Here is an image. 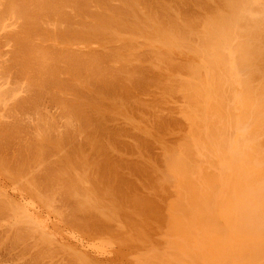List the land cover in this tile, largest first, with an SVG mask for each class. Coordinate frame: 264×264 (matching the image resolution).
Returning a JSON list of instances; mask_svg holds the SVG:
<instances>
[{"label":"rangeland","instance_id":"rangeland-1","mask_svg":"<svg viewBox=\"0 0 264 264\" xmlns=\"http://www.w3.org/2000/svg\"><path fill=\"white\" fill-rule=\"evenodd\" d=\"M8 1L9 0H0V8H1L0 9V19L2 18L0 21V71H1L0 72V95L3 92L2 94L5 95V100H6V97L8 96L7 97L8 99L6 100V105H5L4 100H3L5 107H3L2 101L0 99V106L2 104V107H0V124L1 123H2V125H3V123L5 124V126L3 125V127H2V125H0L1 126L0 127V130H1L0 131V146L2 147V148H0V156H1V158H4L2 160L0 158V198H1L0 203H2V204H0L1 205L0 206V215H1L0 216V264H264L263 263L264 262V207H263L264 206V168H262V166H264L263 165L264 164V161H263L264 160L263 159V155H264V152H263L264 151V118H262V117H264V114L260 113L261 111L262 112L264 111V109H263L264 108V105H263L264 99H262V97L264 98V87H263L264 86V78H263V76H264V72H263L264 71V59H260V58H264V51H263L264 50V40H263L264 39V27H263L264 22H263V24L261 22V21H264V0H215V1L214 0H184V1H182V0H170V1L167 0L168 2L166 0H155V3L153 2L154 0H137L136 4L138 6H136L134 9H132L129 6H126V2H128L130 0H106V1L105 0H88L87 5H88L89 9L101 12L102 17L99 16L98 18H96V17L92 18V17H90L91 15H87L86 13H83L78 8L77 9L67 8L66 12H67V15L69 16L70 23H72V26H73L72 27L69 25L70 28L64 27L63 24L62 25L57 24L55 22V19L52 18L53 16H42V17H44V18H42L40 15V16H37L36 18L32 19V23L34 25V27H33L34 33H32L30 38H29V41H32V43H33V44L31 43L32 45H35V46L41 45V46H39V48H42V50H44L43 48H45V49L50 48V49H53L54 51H57L61 54H65L66 51H69V50L76 51L77 53H79L81 51L79 54H81L83 52L87 54V59L82 60V63H81V61L76 62V64L72 63L70 61L69 62L68 61L67 62H59V63L56 62L55 67H57V68L52 69L53 70L52 71L50 68H53V67H50L47 70V72L44 70L45 68L43 69V67L37 66V64L39 65V63H36L35 60L34 61L31 60L33 63L30 61L32 64L30 62L28 63V65L26 67L27 69L25 67L20 66L17 63H14V61L12 60L13 55H14L15 50H16V46L14 43L15 41L12 39V36L13 37L14 36L20 37V35L23 36L24 33L22 31L23 29H21V28L24 26V23H23L24 20L21 18L22 16H19L17 13H13L12 11H10L11 12V14H10V12L8 10L5 11V5L4 4L6 2L8 3ZM52 1H54V0H52ZM173 1L175 4L173 3ZM178 1H181V2H178ZM185 1H186V3H185ZM188 2H189V4H187ZM183 3H184V5H183ZM200 3L202 6L200 5ZM143 4H145V5H143ZM177 4L179 6H177ZM192 4H193V6H192ZM213 4H215V5H213ZM109 5H113V6L118 5L117 7H121L123 11L121 13H116V12H114V10H112L113 8H111ZM219 5H221V6H219ZM161 6H162V9H160ZM225 6H226V8H225ZM194 7H195V9H194ZM219 7H221V8H219ZM227 7H228L229 11L227 10ZM164 8L165 9L167 8V9L164 10ZM230 8L231 9L236 8V9H234V11L231 10L232 11L231 12ZM240 8L242 10H240ZM196 9L199 12L196 11ZM237 9H238V11H237ZM73 10L76 11V13ZM203 10H204V12H203ZM218 11H219V13H218ZM239 11H240V14L238 13ZM246 11H251V12H248V14H246L248 17L250 16L249 13H251V16L253 15V13H255V16L256 15L259 16V14L261 13V15H260L261 18H260V16L259 17L256 16V18H257L256 19L254 16L255 20H253L254 22L256 20L260 21V25H259V22L256 21V23H253L254 25L252 28L251 17L246 18V16H245ZM257 11H259V13ZM148 12H149V14H148ZM229 12L232 13L233 15L230 14ZM68 13H70V14H68ZM202 13H203V15H202ZM97 14H99V13H97ZM234 14H235V17H233V18H235V19L232 18V16H234ZM238 14L240 15L239 17H238ZM242 14H244V16ZM149 15L151 16V18H149ZM161 15H163V16H161ZM201 15H202V18H201ZM221 15H223V16L221 17ZM16 16L18 19L16 18ZM166 16L167 17L170 16V17H168L167 21H166ZM242 16L244 18L239 19V18H242ZM161 17H164L165 19L161 18ZM176 17H178V18H176ZM236 17L238 19L237 22H233V20L236 21ZM19 18H21L22 20ZM210 18H213V19H210ZM222 18L224 19V21L221 20ZM225 18H227V19L225 20ZM160 19L165 20L164 24H163V20L160 21ZM188 19H189L190 23H189ZM174 20H176V21H174ZM203 20H204V22H203ZM228 20L230 21L231 25H230V23L225 24L226 21L228 22ZM184 21L188 24H185ZM217 21H218V23H217ZM240 21H242V22H240ZM245 21L246 22L248 21V23H245ZM82 22L86 23L83 27H82V25H81V28L79 26H77L76 23H82ZM19 23H21V24H19ZM35 23H37V24H35ZM73 23H75V24H73ZM194 23H195V26L199 25V29H198V26H196V27L194 26ZM213 23H215V24L217 23L219 27H217V24L214 26ZM54 24H56V25H54ZM222 24L223 25L225 24V26L227 27V30H225L226 27L223 26ZM236 24H238V25H236ZM256 24H258V25H256ZM129 25H132L133 27L129 26ZM160 25H162L163 27L161 26V28H160ZM165 25H166V27H165ZM189 25H190V27H189ZM228 25L232 26V30L229 28L230 26H228ZM243 25L245 28H243ZM74 26H75V28H74ZM121 26H123V27H121ZM191 26L193 27V30H192ZM237 26H239L238 27L239 31L236 30ZM249 26L251 27L250 29H249ZM58 27L62 30L60 31V29ZM167 27L169 29H167ZM177 27L180 30H178ZM259 27H261L262 30ZM12 28H13V30H12ZM37 28H39L41 31H39V29H37ZM107 28H109V29H107ZM203 28H205V30H203ZM206 28H208V29H206ZM220 28H223L221 32H220ZM240 28L243 29V31H244L243 33L245 35L242 34V31L240 32V30H242ZM58 29H59V31H58ZM65 29H66V31H65ZM68 29L69 30L71 29V30L69 31ZM157 29H158V31H160V33H158V31H156ZM161 29H162V31H161ZM163 29L164 30L167 29L173 35H170V33L167 30L165 32L169 33V35L167 33L163 32ZM194 29H196V30H194ZM213 29L216 31H214ZM228 29H229V31L231 30L230 34L227 33ZM245 29H247L248 32ZM181 30H183V31H181ZM201 30H202V32H200ZM10 31H12V32H10ZM55 31L63 32L65 34L59 33V34H61V35H59L57 32L55 33ZM71 31H72V33H71ZM90 31L93 33V35L96 37L97 40L95 39L94 36L92 37V34ZM113 31H115V32H113ZM8 32H10V33H8ZM216 32H218V33H216ZM224 32H226V33H224ZM250 32H252V33L254 32V34H251ZM255 32H256V34H255ZM68 33H69V35H68ZM114 33H115V35H114ZM187 33H188V36H186ZM232 33H234V35ZM236 33H238V34H236ZM41 34H43V35H41ZM73 34H75L76 37ZM112 34H113V37H112ZM182 34H184V35H182ZM211 34H212V36H211ZM221 34L223 35V37ZM224 34H225V39H224L225 41L223 40ZM247 34L249 37L247 36ZM32 35H33V37H32ZM55 35L58 37H56ZM70 35H71V37H70ZM102 35H103V37H102ZM155 35L157 37H155ZM196 35H197V37H196ZM199 35H200V37H199ZM204 35L208 36L209 38L208 37L206 38ZM226 35L227 36L229 35V37H227V40H226ZM231 35H232V38L230 40ZM253 35H255V36H253ZM43 36H44V38H43ZM60 36H63V37H60ZM99 36H100V38H99ZM172 36H173V39H172ZM182 36L184 38H182ZM219 36L222 39H220ZM236 36H240V37H236ZM40 37H42V38H40ZM59 37L62 38V41ZM170 37H171V39H170ZM189 37H191V38H189ZM6 38H7V40H6ZM72 38H74V39H72ZM115 38H116V40H115ZM212 38H215V40H213ZM32 39H34V40H32ZM44 39H45V41H44ZM150 39H153V40H150ZM184 39H186V40H184ZM188 39H190V40H188ZM57 40L58 41L60 40V41L58 42ZM169 40L172 42V44ZM173 40H176V41H173ZM216 40L219 42L221 41L222 43L220 45V43L217 42V43H219V44H217L219 46L217 47L216 44H214V48H213L210 45H212L213 43H216ZM240 40H242V41H240ZM246 40L248 42H246ZM39 41H41V42H39ZM91 41H93V42H91ZM166 41L169 44L166 43ZM181 41L182 42L187 41L190 44V46H191V44H192V46L189 48L188 43L184 42L185 44L183 45V43ZM211 41H212V43H211ZM106 42L108 43V45L105 44ZM130 42L132 45L129 44ZM162 42H164V43H162ZM180 42H181V44H180ZM195 42H196L197 48L194 45ZM204 42H205V45H204ZM161 43H162V45H161ZM199 43H201V45H199ZM226 43H227V45H226ZM230 43H232V44H230ZM237 43L238 44L240 43L239 45L241 47L240 48L241 50H239V48H238V50H236L237 48H235V46L237 47ZM244 43L248 49L244 48L245 46H243V48H244V50L247 49L245 51L248 55L246 53H243L244 50L242 48V45ZM246 43H248L251 46H249ZM46 44H48L49 46ZM126 44H128V45L126 46ZM140 45H142V46H140ZM163 45H166L167 47L163 46ZM174 45L177 47L179 46L180 48H177ZM53 46H54V48H53ZM88 46H90V47H88ZM182 46H184V47L186 46L187 48L186 47H185L186 49H184V47L181 48ZM199 47H200V49H199ZM224 47H226V48H224ZM231 47H234L235 50ZM255 47L257 49H255ZM260 47H262V48H260ZM131 48H132V51H131ZM194 48L196 50H194ZM55 49H57V50H55ZM214 49H217V50H214ZM219 49H221V52ZM258 49H259L260 53H259ZM106 50H107V52H106ZM193 50L195 52H193ZM116 51H117V53H116ZM146 51H148V52H146ZM196 51H197V53H196ZM213 51H215V52L213 53ZM223 51L225 54H223ZM167 52H168V54L166 55ZM182 52L185 55H183ZM149 53H151V54H149ZM158 53H159L160 57H158L159 56ZM162 53H165V54H162ZM194 53H196V54L194 55ZM210 53H212V55L215 54V56L212 57V55ZM220 53L223 57L220 56V58H219ZM241 53H243V55L244 54L246 55V56L244 55L246 61L244 60V56L242 58ZM249 53H251V55H249ZM99 54H102V55H100V57H98ZM110 54L111 55L113 54L112 55L113 57L110 56ZM190 54H192V56ZM156 55L158 58L155 57ZM216 55H217V57H216ZM254 55H255V57H254ZM248 56H250L249 57L250 59L248 58ZM101 57H102V59H101ZM106 57H108V58H106ZM218 58L220 59L219 62L217 61ZM157 59H158V61H157ZM210 60H212V61H210ZM243 60L245 63L243 62ZM247 60H249L250 62H248ZM42 61H46V58H44ZM48 61L49 60L47 59V62ZM84 61H86V62H84ZM94 61H95V63H94ZM251 61H254V63ZM258 61L260 62L261 65L259 64ZM236 62L238 63V67H237ZM247 62L249 64H251V63L252 64L256 63V64L252 65V67H253L252 68L251 65L249 66V64ZM61 63H63V64H61ZM151 63H153V64H151ZM156 63H158V64H156ZM215 63H217V64H215ZM219 63L222 65H220ZM1 64H3V65H1ZM46 64L47 63H45V64L43 63L44 67L46 66ZM224 64H225V66H224ZM68 65H70V66H68ZM212 65L214 67H212ZM240 65L241 66L246 65V67H243L245 69L240 67ZM256 65H257V67H256ZM85 66H88V67L85 68ZM29 67H31V68L29 69ZM72 67L73 68L75 67V68L73 69ZM152 67H155V69ZM165 67H167L168 69ZM225 67L227 68L226 71H224ZM70 68L72 70H70ZM88 68L90 69V71L88 70ZM108 68H109V70H108ZM213 68H214V71L212 70ZM250 68L252 70L251 72H249ZM110 69H111V71H110ZM3 70H5V71H3ZM21 70H22V72H21ZM23 70H24V73H23ZM26 70H27V72H26ZM31 70L32 71L34 70L35 72L34 71L32 72ZM58 70H60V71H58ZM113 70H114V72H113ZM120 70H122L123 72L122 71L120 72ZM157 70H159V71H157ZM169 70H171V71H169ZM50 71L53 74H54V71H57L58 73L55 72V74L53 75L50 73ZM76 71H77V73H76ZM144 71H146L147 73ZM163 71H165L167 73H165ZM223 71L225 72V74ZM152 72H153V74H152ZM155 72H157V73H155ZM210 72L213 75H211ZM218 72H220V73H218ZM231 72H232V74H231ZM244 72H245V74H244ZM258 72H259V74H258ZM260 72H263V73H260ZM19 73L20 74L22 73V74L19 76ZM34 73L37 75H35ZM60 73L63 75H60ZM125 73H126V76H125ZM145 73H146V75H145ZM216 73L218 74V76L214 75ZM221 73L223 76L221 75ZM23 74H25V76ZM26 74L28 77H26ZM31 74H32V76H31ZM38 74H41V76ZM49 74H51V76L52 75L53 76L50 77ZM95 74L98 76H96ZM108 74H110V75H108ZM250 74L252 75V77ZM42 75H46V76L44 77ZM140 75H141V77H140ZM242 75H244L245 77L248 76L249 79H248V77H246V79H244L245 77ZM261 75H262V77H261ZM22 76H23V79H22ZM34 76L35 77L37 76L36 79ZM62 76H66V78L62 77ZM110 76H113V78ZM48 77H50L51 79L50 78L47 79ZM126 77H128L129 79ZM29 78L30 79L34 78V79L29 80ZM77 78H79V79L77 80ZM26 79H28V80H26ZM68 79H70V80H68ZM108 79H109V81H108ZM166 79H168V80H166ZM173 79H175V80H173ZM180 79H181V83L177 82V80L180 81ZM247 79H248V81H247ZM34 80H36V81H34ZM66 80L68 81L69 84H71V82H72L71 87L69 84H67ZM158 80H160V81H158ZM220 80L223 82H221ZM249 80L250 81L252 80L250 82V86H251V83H254V81L256 82L259 80V83L256 82V84H252L253 87L251 86L250 89H251V91L252 90L253 91H252V94L249 93V97H250V99H251V96H253V97L250 101H249V99H247V101H245L246 103H244L243 99L246 100L245 99L246 97L249 98L248 94H245L249 90V88L247 89V87L245 86V83H243V81L249 83ZM54 81H56V82H54ZM79 81L81 82L82 85L79 84L80 83ZM29 82H30V84H29ZM83 82H86V83L83 84ZM163 82H165V84ZM169 82H171V83H169ZM27 83H28V85H27ZM53 83H55V84L53 85ZM215 83H217V84H215ZM230 83H231V85H230ZM32 84H34V85H32ZM163 84H164V86H163ZM240 84H241V86H240ZM242 84H244L243 85L244 87L242 86ZM26 85L28 86L29 90L26 89L27 88ZM76 85H78V86H76ZM120 85H121V88H120ZM194 85H195V87H194ZM246 85H249V84H246ZM48 86H50V87L53 86V87L49 88ZM180 86H181V88H180ZM254 86H255V88H254ZM29 87L32 89H30ZM38 87H40V88H38ZM43 87H44V89H43ZM69 87H70V89H69ZM75 87H78V88L76 89ZM79 87H82L84 90L82 88L80 89ZM171 87H172V89H171ZM220 87H221V89H220ZM230 87H232V88H230ZM132 88H133V90H130ZM157 88H158V90H157ZM160 88H162V89H160ZM175 89H177V90H175ZM182 89H184V90H182ZM222 89L223 90L227 89V90L222 92L223 91ZM229 89L231 90V92ZM255 89H256V92H255ZM32 90H34V91H32ZM36 90H38V92ZM48 90H50V91H48ZM51 90H52V92H51ZM215 90H216V93H215ZM11 91H12V93H11ZM30 91H31V93H30ZM161 91H163V92H161ZM178 91H179V93H178ZM244 91H246V92H244ZM13 92H16V93H14V95H12ZM39 92H41V93H39ZM79 92H80V94H79ZM167 92L169 93L168 95H167ZM225 92H227V94H225ZM248 92H250V90ZM27 93H28V95H27ZM44 93H45V95H44ZM188 93H189V95H188ZM221 93H224V94H221ZM259 93H261V94H259ZM46 94H48V95H46ZM49 94H50L51 98H50ZM73 94H74V96H73ZM82 94H83V96H82ZM4 95H2L0 97L2 98ZM59 95H60V97H59ZM63 95H65V96H63ZM76 95L80 97V99L78 98L79 100H81L82 97L84 99L82 98L83 100L79 101L78 99H76L77 97L75 98ZM166 95L168 97H166ZM180 95H183L184 97L180 96ZM222 95H223V97H222ZM9 96H11V98H9ZM53 96L55 98H53ZM71 96H73V97H71ZM224 96H225V98H224ZM12 97H14V98L12 99ZM63 97H64V99H63ZM220 97H222V98H220ZM117 98H118V101H117ZM226 98L228 101L226 100ZM238 98H239V100H238ZM258 98H260V99H258ZM2 99H4V97ZM54 99H56V100L54 101ZM66 99H67V101H66ZM101 99L103 100V102ZM109 99L112 101L108 102ZM130 99H132V100H130ZM166 99H169V100H166ZM257 99H258V101H257ZM12 100H13V102H12ZM15 100H16V102H14ZM25 100L28 101L29 103L26 102ZM136 100H138V101H136ZM77 101H78V103H77ZM167 101H170V102L166 103ZM251 101L253 103H248ZM56 102H59L60 106H57L59 104ZM83 102L87 103V104H82ZM132 102H134L135 104ZM20 103H21V105H20ZM35 103H36V106L34 105ZM67 103H69V104H67ZM63 104L65 106H63ZM94 104L96 106H92ZM123 104H124V106L122 107ZM243 104H245V105H243ZM250 104H252V105H250ZM127 105H128V107H127ZM144 105H145V107H144ZM72 106L74 108H76L75 111H77V109L80 108V110H78L75 113L78 114L79 112H81V116L77 117V116H73V114H69L70 113L69 109H72ZM89 106L92 107L93 109L89 108ZM230 106L232 109H230ZM248 106H250V109ZM253 106H255V108ZM16 107H18L19 109ZM28 107H29V109H27ZM32 107L35 110L34 109L32 110L31 109ZM142 107H144V108L142 109ZM258 107H259V109H258ZM213 108H214V110H213ZM23 109H25V110H23ZM84 109L86 112L84 111ZM103 109H105V110L103 111ZM129 109H130V111H129ZM153 109H154V111H153ZM227 109H229V110H227ZM257 109L259 111H257ZM87 110H89L91 112L93 111V112L88 113ZM143 110H145V111H143ZM253 110H255V111H253ZM63 111H65V112H63ZM83 111H84V113H82ZM177 111H179V113ZM96 112H98V113H96ZM253 112H255V113H253ZM230 113L231 114L233 113V114L231 115ZM242 113H244V114H242ZM246 113H247L248 117L245 116ZM141 114H143V115H141ZM147 114H149V115H147ZM179 114H181V115H179ZM240 114H241V116H240ZM10 115H11V117H10ZM90 115H91V117H90ZM203 115H204V117H203ZM230 115L233 116L232 117L233 121L230 120L231 119V118H229V117H231ZM256 115H259L261 117H259V116L256 117ZM40 116H41V118H40ZM84 116H86L87 118L83 119ZM206 116H207V118H206ZM73 117H75L79 123ZM99 117H100V119H99ZM123 118L127 121H125ZM131 118H132V120H131ZM255 118L256 119L258 118L257 119L258 122L255 121L256 120ZM202 119H203V121H202ZM262 119H263V121H262ZM84 120H87V121H84ZM102 120L103 121L106 120L108 122V124L106 123V121L103 122ZM259 120H261V124H259L260 123ZM68 121H69V124H68ZM89 121H93V122L89 123ZM200 121H201V123H200ZM242 121L245 124H243ZM37 122H39V123H37ZM41 122L43 125L46 123L45 126H43V125L41 126ZM86 122H88V123H86ZM128 122L131 124H129ZM232 122H234V123H232ZM10 123H11L12 127H9ZM96 123H99V126H97L98 124H96ZM139 123H141V124H139ZM197 123H198V125H197ZM220 123H221V126H220ZM249 124H251V125H249ZM39 125L44 129L42 132H44L45 130H47V132L45 131L46 133L45 132L41 133L42 129H40V130L38 129V128H40ZM92 125H93V127H92ZM239 125L241 127H239ZM64 126H65V128H64ZM94 126H95V129H98L97 131L94 130ZM32 127H34V128H32ZM46 127H47V129H46ZM88 127H89V129H88ZM90 127H92V128H90ZM102 127H103V129H102ZM133 127H134V131H133ZM219 127H220V129H219ZM20 128H22V130ZM33 129L36 131V133H35V131H33ZM55 129H58V130H55ZM111 129H112V131H111ZM217 129H218V131H217ZM15 130H16V132H15ZM88 130H89V132H88ZM91 130H92V132L93 131L94 132L92 133ZM106 130H108V132ZM5 131H6V133H4ZM38 131L40 134L38 133ZM54 131L57 132L55 134L59 135V136H57V138L60 137V140L57 141L56 140L57 138L55 136V140L57 142L54 139L52 140V136L54 138V135H55ZM63 131H64V133H63ZM146 131H147V134H146ZM197 131H199V133ZM13 132H14V134H13ZM151 132L153 134H151ZM17 133H19V135ZM37 133H38L37 138H35L36 137L35 134H37ZM76 133H79V136H78L79 138L76 137L78 135ZM107 133H110V134H107ZM3 134H5V136ZM15 134H17V135H15ZM94 134H95V138L98 136L95 140L93 139L94 142L97 140L98 141H97V144H94V146H93L91 144V142H93V140L90 138H93ZM170 134H172V135H170ZM255 134H257V135H255ZM2 135H3V137H2ZM7 135H10L11 137L8 136V138H7ZM33 135H34V137H33ZM102 135H103V137H102ZM19 136L21 139L19 138ZM45 136H46V138H45ZM42 137H44V139ZM153 137L155 140H153ZM22 138H23V141H22ZM33 138H35L36 141L38 138H40V140L38 139V141L34 144L33 142L35 141V139H33ZM86 138L89 139L91 142H87L89 140H87ZM249 138H252L251 141H252L253 145L255 146L258 144L260 149L259 148H258V150L255 149L256 148V146H255V148L253 147L255 149V151H254V149L251 148L252 143L250 142ZM257 138L260 141L255 143L258 140ZM41 139H42V141H41ZM48 139L49 140L51 139L52 142L48 141ZM83 139H84V141H83ZM254 139H255V141H254ZM1 140L2 141L4 140V141L1 142ZM9 140H13L12 143ZM61 140L63 143L62 142L60 143ZM39 141H40V143H39ZM4 142H5V144H4ZM16 142H18V143H16ZM24 142H26V143L23 144ZM72 142H73V144H72ZM78 142H79V145H78ZM85 142H86V145H85ZM161 142H163L165 144H163ZM184 142H185V144H184ZM6 143H9L10 146H9V144H6ZM19 143L22 145H20ZM56 143H59L58 144L59 147L57 146ZM88 143H90V144L88 145ZM41 144H42V146H41ZM106 144H108V146ZM136 144H139V145H136ZM7 145H8V148H7ZM36 145L38 146V148ZM76 145L81 150L76 148ZM87 145L90 146V148L92 146L93 149L92 148L90 149ZM96 145H97V147H96ZM23 146L24 147L26 146V148L24 149ZM29 146H30V148H29ZM40 146H41V148L44 147L43 149H45V150L42 149V151H41V149H40L39 151H41V152L38 153L39 152L38 149ZM135 146H137V148ZM151 146H152V148H151ZM198 146H200V147H198ZM3 147H4V150H3ZM13 147L15 149H13ZM95 147L97 149H102V150H96ZM98 147H100V148H98ZM114 147H115V149H114ZM173 147H175V148H173ZM9 148L11 150H9ZM27 148H29V149H27ZM61 148L66 150L65 152H67V153L69 152L68 154H64L65 157L63 156V153H65V152L62 151V153H61V150H62ZM66 148H68V150ZM83 148H84V150H82ZM103 148H104V150H103ZM250 148L253 151L250 150ZM18 149H21V150H18ZM109 149H112V150L110 151ZM246 149H248V150H246ZM261 149H263V150H261ZM87 150H89V151L92 150L93 152L91 151L88 153ZM256 150H257L258 154H257ZM32 151L34 154L32 153ZM84 151H85V153H86V151L88 153V155L86 154L87 160L85 158H83V156H85ZM98 151H99V153L97 154ZM103 151H104V153H103ZM165 151H166V153H165ZM261 151L263 152V154L261 153ZM18 152H19V154H18ZM36 152H37V154H40V155H37V154L35 155ZM138 152L141 153V156H140V153L138 155ZM203 152H205V155ZM254 152H256V153L253 155ZM42 153H43V156H42ZM180 153H182V154H180ZM249 153H251V154H249ZM48 154L51 157H49ZM120 154H122L123 156ZM133 154L135 155V157ZM165 154L166 155L169 154V158L166 157ZM171 154L173 155L172 157H170ZM232 154L235 157H233ZM260 154H262V157ZM20 155H21V158L23 160L20 159V157H19ZM32 155H35L38 158H36L34 156L32 157ZM56 155H59V156L57 157ZM68 155H69V157H68ZM108 155H110V156H108ZM91 156L93 157L92 159L94 161H96V162L99 161L100 163H98V165H94L96 162L94 163V161L93 162L91 161ZM98 156H99V159H96V158H98ZM142 156H143V158H141ZM147 156H148V158H147ZM175 156H176V158H175ZM257 156H258V158H260V157L261 158L258 160ZM42 157L44 159H46L45 161L47 163L49 161V163H51V164L48 163V165H46V162L42 161V159H43ZM48 157L50 158L49 160L47 159ZM94 157L96 160L94 159ZM250 157H252V158H250ZM27 158L30 160L28 161ZM32 158H36V159L32 160ZM40 158H42V159H40ZM59 158H60V160H59ZM62 158H64V160ZM82 158L86 161V162H84L86 165H80V163L83 161ZM108 158H110V159H108ZM171 158L173 161L172 160L170 161ZM13 159H15V160H13ZM80 159L82 161H80ZM176 159H178V160H176ZM17 160H18V162H16ZM36 160L39 161L40 163H42V162L43 163L45 162V163L42 164V166H41V164L38 163ZM51 160H53L55 163L50 162ZM106 160L108 161V163H106ZM24 161L28 165L24 164ZM30 161H31V164H30ZM59 161L61 164L58 163ZM116 161H117V163L119 161V163L117 164ZM178 161H179V163L177 164V166L179 164L180 165L178 167L177 166L174 167L176 165L175 162L177 163ZM246 161H248V162L246 163ZM34 162L36 163V165L40 164L41 167L39 166L40 168L37 169L38 166L36 168V165ZM141 162H142V164H144L143 166H142ZM149 162H150V164H152V163H154V164L149 165ZM172 162H173V164H172ZM13 163H15L14 166H12ZM19 163H21L22 165ZM52 163H53V165H52ZM57 163L59 164V166L57 165ZM88 163H90V165H88ZM252 163H253V165H252ZM16 164H18V165L16 166ZM68 164H72V167L69 166ZM74 164H77V165L74 166ZM78 164L81 166V168ZM81 164H83V162ZM92 164L94 165L93 166L94 168L93 167L91 168ZM110 164H111V167H109ZM120 165H121V167H120ZM126 165H131V166H126ZM134 165H136L137 167ZM153 165L155 166L154 168L152 167ZM168 165H170V167ZM244 165L245 166L247 165V166L245 167ZM11 166H12V168H11ZM18 166L20 167V169L16 168ZM45 166H47L46 169H45ZM114 166H119V167L115 168ZM149 166L152 168H149ZM85 167H86V169H85ZM96 167L98 169H96ZM172 167H173V170H171ZM251 167H253V168H251ZM29 168H31V169H29ZM52 168H54V169H52ZM67 168H68V170L71 171V173H73V175L70 174V171H67ZM88 168H89V170H88ZM117 168H118V170H117ZM146 168H149V169H146ZM257 168L258 169L260 168L261 169L260 171L263 173L262 174H261V172L258 173ZM35 169H36V172H38V173L35 172ZM42 169H44L45 171H42ZM77 169H79V170H77ZM83 169H84V172L89 173V174H85L84 172H82ZM110 169H112V170H110ZM125 169H126V171H125ZM175 169L176 170L180 169V171L182 169L183 171H185L184 174H186V175H183L184 176V178H182L183 180H181V177H182L181 174L179 175L180 171L177 170L178 173H176ZM187 169H188V171H187ZM23 170H26V176L27 177L23 173V172H25ZM47 170H48V172H47ZM61 170H62V172H60ZM72 170H74V171H72ZM91 170L93 172H91ZM122 170H124V172H122ZM139 170L141 172H139ZM147 170H148V172H147ZM41 171H42V173H39ZM94 171L96 172V175L90 176V175H92V173L95 174ZM132 171H134V172H132ZM173 171H175V173H172ZM183 171H181L182 174H183ZM10 172H12L13 174ZM45 172H46V174L48 173V175H45ZM100 172H101V174H100ZM128 172L131 174V177L133 175H134L133 177L136 176L135 177L136 179H134L133 177L132 178L128 177V175L130 176V174ZM205 172H207V173H205ZM254 172H255V174H253ZM33 173H35L34 176L32 175ZM118 173L120 174V176ZM125 173H127V174L125 175ZM170 173L173 175H176L175 176L176 178L173 175H172L173 177H171ZM214 173H216V174H214ZM41 174L45 175L46 177L43 175L41 176ZM108 174H109V176H108ZM145 174H146V176L144 177ZM150 174H152V175H150ZM163 174H165V175H163ZM166 174H168V175H166ZM169 174H170V176H169ZM69 175H71L72 177ZM88 175H89V177H88ZM140 175H141V177H140ZM153 175L155 176V178L160 177L161 179L160 180L154 179ZM253 175H255L254 177H257V178H255V181H253V179H254ZM82 176H84V177L82 178ZM149 176L150 177L152 176V177L150 178ZM259 176L262 179L258 178ZM32 177H33V180H32ZM69 177H71V178H69ZM94 177H96V178L94 179ZM166 177H168L167 179H169L170 181L167 180ZM38 178L39 179L41 178V179L39 180ZM86 178H88V179H86ZM114 178H116V179H114ZM140 178H141V180H140ZM162 178L166 179L165 180L166 182H163V184L167 183L168 181L174 182V183L173 184L167 183L169 188H167L168 186L166 184H165V188H164V185H161V182H159V181L164 180V179L162 180ZM186 178L189 180V182H187L188 184L185 185ZM209 178H211V179H209ZM212 178H213V180H212ZM36 179H38V180H36ZM91 179H93V180H91ZM96 179H98L97 180L98 182L96 181ZM129 179H131L132 181ZM190 179H192V182H190L191 181ZM239 179H240V181H239ZM63 180L64 181L66 180V181L64 182ZM72 180H74L73 181L74 184L72 183ZM79 180H80V182H79ZM81 180L83 181V183L81 182ZM119 180H120V182H119ZM136 180H137V183H136ZM177 180H179V181H177ZM256 180H258V181H256ZM84 181H85V183H84ZM138 181H139V183H138ZM140 181H143L142 187L143 186H144L143 188L147 187L149 192H148L147 188L145 189L146 192L144 191V189L141 187ZM34 182H36V183H34ZM67 182H68V185L66 186L67 187L66 188L65 185L67 184ZM76 182H79L78 186H77ZM92 182H94V183H92ZM149 182L151 183V185ZM157 182H158V184H157ZM250 182L251 183L254 182V183L251 184ZM117 183H118V185H117ZM128 183H129V187H128ZM190 183H193V186H191L192 184H190ZM30 184H31V186H30ZM69 184L73 187L69 186ZM89 184H90V186H89ZM104 184L106 185V187L104 186ZM121 184H123V185H121ZM156 184H157V186H156ZM33 185H35V186H33ZM74 185H76L77 187H75ZM79 185H80V187H79ZM109 185H110V187L111 186L112 187H111V189L107 190L108 188H110ZM153 185L155 186L154 187L155 190L153 189ZM170 185H171V187H170ZM181 185H183L182 188L180 187ZM207 185H209V186H207ZM135 186H137V187H135ZM159 186L164 191L162 189H160ZM197 186H198V189L196 192L195 188ZM238 186H242V187H240L241 191H237V190H239ZM57 187H58V192L55 191V189ZM64 187L66 188V190ZM68 187L70 189H68ZM116 187L118 189L119 188L120 189L118 190ZM189 187L193 188L194 190L190 189V190H192L190 192L188 189ZM71 188H73V190ZM78 188H79V190H75ZM82 188H85V189H83L84 191H82ZM113 188L117 189V192H115L116 190H114ZM124 188L126 190L130 189L129 191L127 190L128 193L125 192L126 190ZM149 188H152L151 192H150ZM157 188H158V191L160 190L159 194H156L158 192L156 190ZM175 188H176V190H175ZM59 189H61V190H59ZM89 189L92 190V192H93L92 194L90 193ZM52 190H54L56 192V194L53 191V196L51 197ZM152 190H154V192ZM136 191H138V193ZM193 191L196 192L195 194H197V193L198 194L197 195L194 194V195H192L193 197L192 196L190 197V193H192ZM68 192H69V194H68ZM74 192H76L75 195L78 194L80 198L77 195L75 196ZM124 192L126 193L127 196L123 195ZM163 192L173 193V194L167 193L168 194L167 196L171 195L170 197H172L174 195V192L176 194L181 193L182 196L181 195L180 196L182 198H180L178 196L175 197L176 196V194H175V196H173L174 198H172L173 200L172 199L171 200L174 201V199H175L176 203L172 202V208H171V205L168 204V203H170V200H168L170 198L167 197L166 194ZM207 192H208V194H207ZM63 193L67 194V195H64ZM84 193L86 196L84 195ZM109 193L110 194L112 193L111 194L112 196ZM130 193H132L133 195L135 193L136 198L139 196L138 194H140V193L142 194V195L140 194V196L144 197L143 198L144 200L146 198H148V201H147V199L145 201H147L149 203L148 204L146 202L150 208L148 206L146 207V209H145V207H143V208L141 207V206H146L145 201L139 199L142 197L138 198L140 200L139 202L141 204V201H143V204L145 203V205L141 204L139 206V204H138V206H136L137 204H135V206H133L134 204L132 203V205H130V207L133 206L134 208H138V209H134L132 207L131 208L128 207L129 209L126 208L127 205H123V203L124 204L128 203V206H129V204H131V203H129L131 201L130 198H128V199H130L129 202H128V200H126V198L128 196L131 197L132 194H130ZM46 194H48V196ZM60 194H61V196H60ZM71 194H73V196ZM152 194H154V195H152ZM83 195H84V197H86L85 200H84ZM162 195L164 197V200H162V198H163ZM123 196H126V198H124ZM149 196H152V197H150L151 200L149 199ZM194 196H196V197L194 198ZM55 197H57V199ZM60 197H61V199H60ZM54 198L56 201L54 200ZM97 198H98V200H97ZM99 198H101L102 200ZM136 198H135V200H134V198H132V200H134V202L135 201L138 202V199H136ZM193 198H194V200L197 201V203H196V201L193 200ZM75 199H76V201H75ZM90 199L92 201H90ZM122 199H124V200H122ZM191 199L194 202H192ZM224 199H225V201H224ZM52 200H54V201H52ZM99 200H101L102 202H98ZM120 200H122V201H120ZM152 200H154V201H152ZM166 200L168 201V203ZM103 201L108 202L107 203L108 205L112 201L111 204H114L115 206H110V208H109V206L107 204H105L106 202H103ZM229 201L233 202V203H230ZM54 202H56V204ZM97 202H98V204H97ZM131 202H133V201H131ZM155 202H157V203H155ZM61 203H63V204H61ZM100 203H103L104 205L102 204L101 205L102 207H101L99 205ZM150 203H152V204H150ZM163 203H165V204L167 203L168 205H165V204L164 205L168 206V207L166 208L163 205ZM179 203H180V205L181 204L182 205L181 206L178 205ZM229 203L232 204V206ZM54 204H55V206H54ZM82 204L90 205L95 210V212L91 213L92 219H90V215H88L89 213H85L83 211L80 212L77 210V209H80V205H82ZM154 204H155V206H157L155 209L157 210V208H158L157 211L154 210V207H155ZM173 204H174V207H173ZM177 205L179 207L178 209H177ZM227 205H230L233 210L230 209V206H227ZM105 206H106V208H105ZM120 206H122V207H120ZM162 206H163V208H162ZM114 207H115V209H114ZM181 207L183 209H181ZM2 208H4V209H2ZM97 208H99V209H97ZM141 208H142V210H141ZM161 208H162V211L164 210L163 212L165 214L168 213V215H166L167 217H165L166 219L164 218V220H166V221H164L163 218L158 213L161 211ZM174 208H176V209H174ZM111 209L114 211H112ZM131 209L137 210L139 212L136 211L137 212L136 213L135 211H132ZM98 210H100L101 214ZM165 210L167 212H165ZM183 211H185V213L187 211L188 212L186 214H184ZM152 212H154V213H152ZM256 212H257V214H256ZM9 213H10V215H9ZM107 213L108 214L110 213V214L108 215ZM128 213H130V214H128ZM149 213H151V214H149ZM68 214L70 215V217ZM105 214H107V215H105ZM160 214H161V212H160ZM197 214H199V215H197ZM135 215H137V216H135ZM161 215H163V213ZM173 215L176 217H174ZM195 215L197 216V218ZM98 216H102V217L97 218ZM122 216L123 217L125 216L128 218L125 219ZM168 216H169V222H171V224H175L177 226H169V227L164 226L165 224L170 225L168 220H167ZM177 216H179V220L176 222H180L181 224L175 223L174 219L177 220L178 219ZM72 217L73 218L75 217L74 219H76V220L72 219ZM159 217H160V219L162 218L164 224L161 225L162 220H160ZM95 218L98 219V223H97ZM108 218H111V219H109V221H108L107 220ZM118 218L119 219L121 218V220H119ZM150 218H152V219H150ZM93 219H95V220H93ZM116 219H118V220H116ZM180 219L183 223L180 221ZM197 219H199V221ZM104 220H105V222H104ZM111 220H114L113 222H115V223H113ZM122 220H124V221L120 222ZM173 220H174V222H173ZM63 222L66 224L68 222V224L64 225ZM78 222L81 224V226ZM70 223H73L74 226L77 224L78 226L76 225V227H74V226H72V224L69 225ZM92 223H94V225ZM14 224L16 225V227ZM95 224H97L98 228L95 226ZM101 224H103V225H101ZM144 224H146L147 227ZM18 225H19V227H18ZM85 225H86V228L88 227L86 229V231L84 230L85 228H81L82 226H85ZM139 225H141V226H139ZM70 227H71V229H70ZM105 227H107V228H105ZM173 227H175V228H173ZM16 228H18V230ZM114 228L117 230H115ZM138 228H139V230H138ZM72 229H74V230H72ZM80 229L82 230V232L80 231L81 233H79ZM100 229H103L102 230V233H104L103 236H102ZM124 229H127L126 230L127 232ZM148 229H149V231H148ZM166 229H168V230H166ZM177 229H180V230H178L179 233L176 234ZM30 230H31V232H30ZM119 230H122V231L117 233V231H119ZM144 230H146L145 231L146 233H144ZM218 230L220 231V233H218L219 232ZM18 231H21L22 234H21V232L19 233ZM133 231H134V233H132ZM40 232H41V235H40ZM108 232H109V236L107 237ZM114 232H116V233H114ZM139 232H141V233H139ZM142 232L144 233L143 235H142ZM172 232L174 233V235ZM16 233H17V237L15 236ZM91 233L93 236L91 235ZM100 233H101V235L99 236ZM120 233H121V235H120ZM116 234H117V237H115ZM146 234L150 235V237H147L148 235L145 237ZM22 237H24V238H22ZM29 237L31 239L32 238H34V239L31 240V239H29ZM144 237L146 239H144ZM114 238H116V239H114ZM141 238H143L142 241H141ZM5 239H7V240H5ZM111 239H113V240L111 241ZM41 240L44 242H42ZM40 241H41V243H40ZM49 242H50V244H49ZM119 242H121V243H119ZM1 243H2V245H1ZM44 245H45V248L43 247ZM21 247H22V249H21ZM41 247H43V249ZM33 249H36V250H33ZM49 249H50V251L52 250L50 253H49ZM40 251H42V253ZM28 253H29V255H27ZM30 258L31 259L33 258L32 261Z\"/></svg>","mask_w":264,"mask_h":264},{"label":"bare ground","instance_id":"bare-ground-1","mask_svg":"<svg viewBox=\"0 0 264 264\" xmlns=\"http://www.w3.org/2000/svg\"><path fill=\"white\" fill-rule=\"evenodd\" d=\"M87 1H88V0H54V1H52V0H9L8 3L6 2V3L4 4V5H5V11L8 10L9 12L12 11L13 13H17L19 16H22L21 18L24 20V22H23V23H24V26H23V25H22L23 27L21 26V27H22L21 29H23L22 31H23V33H24L23 36H21V35H20V37H16V36L13 37V36H12V39L15 41L14 43H15V46H16V50H15V53H14V55H13V59H12V60L14 61V63H17V64H19L20 66L26 68L27 65H28V63H29L31 60H33V61L35 60L36 63H39V65L37 64V66L43 67V69L45 68L44 70L47 72V70H48L50 67H53V68H50L51 70L57 68V67H55L56 62L59 63V62H67V61L69 62V61H70V62L76 64V62H80V61H81V63H82V60H86V59H87V54L84 53V52L81 53V54H79L81 51H80L79 53H77L76 51H71V50H69V51H66V53L64 52L65 54H61V53H59V52H57V51H54L53 49H50V48H49V49H45V48H43L44 50H42V48H39V46H41V45H36V46H35V45H32L33 43H32V41H29V38H30L31 34L34 33V32H33V31H34V28H33L34 25H33V23H32V19H33V18H36L37 16H40V15H41V17H42V16H53L52 18L55 19V22H56L57 24H60V25L63 24L64 27H67V28H70V26H72V23H70L69 16L67 15V12H66V9H67V8H74V9H77V8H78V9H80L83 13H86L87 15H91L90 17H92V18H93V17L98 18L99 16L102 17L101 12L96 11V10H92V9H89V7H88V5H87ZM105 1H106V0H105ZM166 1H167V0H166ZM169 1H170V0H169ZM182 1H184V0H182ZM214 1H215V0H214ZM133 2H134V3H133ZM146 2H147V1H146ZM153 2L155 3V0H154ZM157 2H158V1H157ZM157 2H156V3H157ZM167 2H168V1H167ZM178 2H181V1H178ZM136 3H137V0H130V1L126 2V6H129V7H131L132 9H134L136 6H138ZM143 3H144V2H143ZM171 3H172V2H171ZM171 3H170V4H171ZM173 3H174V1H173ZM185 3H186V1H185ZM216 3H217V2H216ZM216 3H215V4H216ZM145 4H146V3H145ZM145 4H143V5H145ZM157 4H158V3H157ZM166 4H167V3H166ZM174 4H175V3H174ZM187 4H189V2H188ZM215 4H213V5H215ZM4 5H3V6H4ZM148 5H149V4H148ZM164 5H165V4H164ZM164 5H163V6H164ZM183 5H184V3H183ZM190 5H191V4H190ZM200 5H201V3H200ZM221 5H222V4H221ZM221 5H219V6H221ZM90 6H91V5H90ZM109 6H110L111 8H113L112 10H114V12H116V13H121V12L123 11L121 7H117L118 5H117V6H116V5H114V6H113V5H109ZM141 6H142V5H141ZM177 6H179V5L177 4ZM188 6H189V5H188ZM192 6H193V4H192ZM198 6H199V5H198ZM201 6H202V5H201ZM217 6H218V5H217ZM91 7H92V6H91ZM93 7H94V6H93ZM143 7H144V6H143ZM156 7H157V6H156ZM175 7H176V6H175ZM189 7H190V6H189ZM204 7H205V6H204ZM209 7H210V6H209ZM222 7H223V6H222ZM158 8H159V7H158ZM202 8H203V7H202ZM219 8H221V7H219ZM225 8H226V6H225ZM0 9H1V8H0ZM160 9H162V6H161ZM166 9H167V8H166ZM166 9L164 8V10H166ZM194 9H195V7H194ZM198 9H199V8H198ZM204 9H205V8H204ZM208 9H209V8H208ZM234 9H236V8H234ZM234 9H231V8H230V11H231V10L234 11ZM244 9H245V8H244ZM250 9H251V8H250ZM170 10H171V9H170ZM192 10H193V9H192ZM201 10H202V9H201ZM215 10H216V9H215ZM227 10H228V7H227ZM240 10H242V9L240 8ZM73 11H74V10H73ZM162 11H163V10H162ZM196 11H198V10L196 9ZM228 11H229V10H228ZM235 11H236V10H235ZM237 11H238V9H237ZM243 11H244V10H243ZM9 12H8V13H9ZM74 12L76 13V11H74ZM164 12H165V11H164ZM166 12H167V11H166ZM198 12H199V11H198ZM203 12H204V10H203ZM231 12H232V11H231ZM246 12H247V13H246ZM246 12H245V16H246V18H247L248 16H247L246 14H248V12H251V11H246ZM257 12L259 13V11H257ZM1 13H2V12H1ZM97 13H99L100 15L97 14ZM154 13H155V12H154ZM218 13H219V11H218ZM218 13H217V14H218ZM229 13H230V12H229ZM238 13L240 14V11H239ZM241 13H242V12H241ZM10 14H11V12H10ZM17 14H16V15H17ZM68 14H70V13H68ZM148 14H149V12H148ZM158 14H159V13H158ZM167 14H168V13H167ZM211 14H212V13H211ZM220 14H221V13H220ZM230 14H232V13H230ZM239 14H238V17L240 16ZM262 14H263V13H262ZM3 15H4V14H3ZM6 15H7V14H6ZM8 15H9V14H8ZM144 15H145V14H144ZM144 15H143V16H144ZM164 15H165V14H164ZM171 15H172V14H171ZM173 15H174V14H173ZM175 15H176V14H175ZM180 15H181V14H180ZM182 15H183V14H182ZM202 15H203V13H202ZM202 15H201V18H202ZM204 15H205V14H204ZM232 15H233V14H232ZM232 15H231V16H232ZM242 15L244 16V14H242ZM249 15H250L249 17H251V20H252L251 25H252V28H253V25H254L253 23H256V21H257V20H256L255 22L253 21V20H255V19H254L255 13H253L252 16H251V13H249ZM260 15H261V13L259 14V16H260ZM161 16H163V15H161ZM183 16H184V15H183ZM207 16H208V15H207ZM217 16H218V15H217ZM222 16H223V15H221V17H222ZM243 16H242V18H239V19H243V18H244ZM256 16H258V15H256ZM256 16H255V18H256ZM259 16H258V17H259ZM262 16H263V15H262ZM2 17H3V16H2ZM146 17H147V16H146ZM158 17H159V16H158ZM168 17H170V16H168ZM168 17L166 16V21L168 20ZM172 17H173V16H172ZM172 17H171V18H172ZM184 17H185V16H184ZM188 17H189V16H188ZM224 17H225V16H224ZM233 17H235V14H234V16H232V18H233ZM249 17H248V18H249ZM252 17H253V18H252ZM4 18H5V17H4ZM13 18H14V17H13ZM16 18H17V16H16ZM21 18H19V19H21ZM42 18H44V17H42ZM49 18H50V17H49ZM117 18H118V17H117ZM147 18H148V17H147ZM149 18H151L150 15H149ZM161 18H164V17H161ZM176 18H178V17H176ZM176 18H175V19H176ZM199 18H200V17H199ZM216 18H217V17H216ZM260 18H261V16H260ZM1 19H2V18H1ZM1 19H0V21H1ZM17 19H18V18H17ZM22 19H21V20H22ZM54 19H53V20H54ZM164 19H165V18H164ZM164 19H160V21L163 20V24H164V21H165ZM172 19H173V18H172ZM181 19H182V18H181ZM208 19H209V18H208ZM208 19H207V20H208ZM210 19H213V18H210ZM219 19H220V18H219ZM219 19H218V20H219ZM226 19H227V18H225V20H226ZM233 19H235V18H233ZM256 19H257V18H256ZM205 20H206V19H205ZM221 20L224 21L223 18H222ZM237 20H238V19H237V17H236V21L233 20V22H237ZM251 20H250V21H251ZM261 20H262V19H261ZM3 21H4V20H3ZM3 21H2V22H3ZM41 21H42V20H41ZM76 21H77V20H76ZM76 21H75V22H76ZM155 21H156V20H155ZM157 21H158V20H157ZM170 21H171V20H170ZM174 21H176V20H174ZM181 21H182V20H181ZM188 21H189V19H188ZM211 21H212V20H211ZM184 22H185V21H184ZM203 22H204V20H203ZM209 22H210V21H209ZM212 22H213V21H212ZM214 22H215V21H214ZM233 22H232V23H233ZM240 22H242V21H240ZM257 22H259V25H260V21H257ZM261 22H262V24H263L264 21H261ZM43 23H44V22H43ZM69 23H70V24H69ZM189 23H190V21H189ZM217 23H218V21H217ZM217 23H216V24H217ZM220 23H221V22H220ZM229 23H230V21L228 20V22L226 21L225 24H229ZM245 23H248V21H247V22L245 21ZM19 24H21V23H19ZM35 24H37V23H35ZM73 24H75V23H73ZM76 24H77V26H79V27L81 28V25H82V27H83L86 23L82 22V23H76ZM141 24H142V23H141ZM165 24H166V23H165ZM185 24H188V23L185 22ZM204 24H205V23H204ZM213 24H214V26L216 25L215 23H213ZM225 24H224V25L222 24V25L225 26ZM17 25H18V24H17ZM54 25H56V24H54ZM69 25H70V26H69ZM148 25H149V24H148ZM153 25H154V24H153ZM155 25H156V24H155ZM158 25H159V24H158ZM166 25H167V24H166ZM166 25H165V27H166ZM172 25H173V24H172ZM175 25H176V24H175ZM222 25H221V26H222ZM230 25H231V23H230ZM230 25H228V26H230ZM236 25H238V24H236ZM241 25H242V24H241ZM244 25H245V24H244ZM244 25H243V28H245ZM256 25H258V24H256ZM256 25H255V26H256ZM7 26H8V25H7ZM15 26H16V25H15ZM58 26H59V25H58ZM118 26H119V25H118ZM129 26H132V25H129ZM156 26H157V25H156ZM161 26H162V25H160V28H161ZM187 26H188V25H187ZM194 26H195V23H194ZM196 26H198V29H199V25H196ZM196 26H195V27H196ZM200 26H201V25H200ZM206 26H207V25H206ZM209 26H210V25H209ZM245 26H246V25H245ZM4 27H5V26H4ZM4 27H3V28H4ZM35 27H36V26H35ZM54 27H55V26H54ZM64 27H63V28H64ZM72 27H73V26H72ZM106 27H107V26H106ZM121 27H123V26H121ZM132 27H133V26H132ZM145 27H146V26H145ZM162 27H163V26H162ZM172 27H173V26H172ZM180 27H181V26H180ZM189 27H190V25H189ZM191 27H192V26H191ZM202 27H203V26H202ZM217 27H219L218 24H217ZM225 27H226V26H225ZM235 27H236V26H235ZM238 27H239V26H237V29H236V30L239 29ZM241 27H242V26H241ZM247 27H248V26H247ZM261 27H262V26H261ZM261 27H259V28H261ZM263 27H264V26H263ZM5 28H6V27H5ZM18 28H19V27H18ZM32 28H33V29H32ZM58 28H59V27H58ZM74 28H75V26H74ZM80 28H79V29H80ZM95 28H96V27H95ZM177 28H178V27H177ZM177 28H176V29H177ZM212 28H213V27H212ZM214 28H215V27H214ZM223 28H224V27H223ZM223 28H220V32L222 31ZM229 28L232 30V26H230ZM250 28H251V27L249 26V29H250ZM259 28H258V29H259ZM37 29H39V28H37ZM46 29H47V28H46ZM56 29H57V28H56ZM59 29H60V28H59ZM59 29H58V31H59ZM72 29H73V28H72ZM86 29H87V28H86ZM107 29H109V28H107ZM158 29H159V28H158ZM158 29H157L156 31H158ZM167 29H169V28L167 27ZM167 29H165V30L163 29V32H165ZM174 29H175V28H174ZM182 29H183V28H182ZM186 29H187V28H186ZM206 29H208V28H206ZM240 29H242V28H240ZM10 30H11V29H10ZM12 30H13V28H12ZM19 30H20V29H19ZM19 30H18V31H19ZM35 30H36V29H35ZM42 30H43V29H42ZM54 30H55V29H54ZM61 30H62V29H60V31H61ZM68 30H69V29H68ZM70 30H71V29H70ZM70 30H69V31H70ZM87 30H88V29H87ZM91 30H92V29H91ZM178 30H180V29L178 28ZM187 30H188V29H187ZM192 30H193V27H192ZM194 30H196V29H194ZM203 30H205V28H203ZM213 30H214V29H213ZM217 30H218V29H217ZM225 30H227V27H226ZM231 30H230V31H231ZM245 30L247 31V29H245ZM261 30H262V28H261ZM8 31H9V30H8ZM16 31H17V30H16ZM39 31H41V30L39 29ZM45 31H46V30H45ZM48 31H49V30H48ZM65 31H66V29H65ZM78 31H79V30H78ZM84 31H85V30H84ZM88 31H89V30H88ZM161 31H162V29H161ZM167 31H168V30H167ZM174 31H175V30H174ZM181 31H183V30H181ZM214 31H216V30H214ZM228 31H229V29H228ZM228 31H227V33L230 34L231 32H230V31L228 32ZM238 31H239V30H238ZM238 31H237V32H238ZM241 31H242V34H244V33H243V32H244L243 29L240 30V32H241ZM253 31H254V30H253ZM10 32H12V31H10ZM10 32H8V33H10ZM56 32H57V31H55V33H56ZM74 32H75V31H74ZM81 32H82V31H81ZM90 32H91V31H90ZM113 32H115V31H113ZM168 32H169V31H168ZM177 32H178V31H177ZM188 32H189V31H188ZM197 32H198V31H197ZM200 32H202V30H201ZM247 32H248V31H247ZM21 33H22V32H21ZM40 33H41V32H40ZM57 33L59 34V33H63V32H57ZM66 33H67V32H66ZM69 33H70V32H69ZM69 33H68V35H69ZM71 33H72V31H71ZM77 33H78V32H77ZM87 33H88V32H87ZM94 33H95V32H94ZM100 33H101V32H100ZM100 33H99V34H100ZM104 33H105V32H104ZM107 33H108V32H107ZM158 33H160V31H158ZM158 33H157V34H158ZM165 33H167V32H165ZM169 33H170V32H169ZM169 33H167V34L169 35ZM206 33H207V32H206ZM206 33H205V34H206ZM212 33H213V32H212ZM216 33H218V32H216ZM224 33H226V32H224ZM250 33H251V34H254V32H253V33L250 32ZM13 34H14V33H13ZM38 34H39V33H38ZM38 34H37V35H38ZM63 34H65V33H63ZM91 34H92V37H93L94 35H93L92 32H91ZM105 34H106V33H105ZM163 34H164V33H163ZM194 34H195V33H194ZM194 34H193V35H194ZM207 34H208V33H207ZM213 34H214V33H213ZM232 34L234 35V33H232ZM236 34H238V33H236ZM255 34H256V32H255ZM35 35H36V34H35ZM41 35H43V34H41ZM56 35H57V34H56ZM56 35H55V36H56ZM59 35H61V34H59ZM73 35L76 37L75 34H73ZM114 35H115V33H114ZM170 35H173V34L170 33ZM182 35H184V34H182ZM197 35H198V34H197ZM197 35H196V37H197ZM221 35H222V34H221ZM244 35H245V34H244ZM258 35H259V34H258ZM55 36H54V37H55ZM82 36H83V35H82ZM86 36H87V35H86ZM86 36H85V37H86ZM119 36H120V35H119ZM123 36H124V35H123ZM158 36H159V35H158ZM160 36H161V35H160ZM164 36H165V35H164ZM186 36H188V33H187ZM204 36H205V35H204ZM211 36H212V34H211ZM215 36H216V35H215ZM247 36H248V34H247ZM253 36H255V35H253ZM32 37H33V35H32ZM32 37H31V38H32ZM56 37H58V36H56ZM60 37H63V36H60ZM60 37H59V38H60ZM64 37H65V36H64ZM68 37H69V36H68ZM70 37H71V35H70ZM87 37H88V36H87ZM94 37H95V36H94ZM97 37H98V36H97ZM102 37H103V35H102ZM112 37H113V34H112ZM155 37H157V36L155 35ZM174 37H175V36H174ZM192 37H193V36H192ZM199 37H200V35H199ZM205 37L207 38L208 36H205ZM219 37H220V36H219ZM222 37H223V35H222ZM227 37H229V35H228V36L226 35V40H227ZM236 37H240V36H236ZM236 37H235V38H236ZM242 37H243V36H242ZM248 37H249V36H248ZM37 38H38V37H37ZM40 38H42V37H40ZM43 38H44V36H43ZM59 38H58V39H59ZM66 38H67V37H66ZM99 38H100V36H99ZM107 38H108V37H107ZM148 38H149V37H148ZM148 38H147V39H148ZM160 38H161V37H160ZM166 38H167V37H166ZM175 38H176V37H175ZM177 38H178V37H177ZM182 38H184V37L182 36ZM186 38H187V37H186ZM189 38H191V37H189ZM208 38H209V37H208ZM231 38H232V35L230 36V40H231ZM259 38H260V37H259ZM49 39H50V38H49ZM60 39H61V41H62V38H60ZM72 39H74V38H72ZM85 39H86V38H85ZM95 39H96V37H95ZM162 39H163V38H162ZM170 39H171V37H170ZM172 39H173V36H172ZM194 39H195V38H194ZM202 39H203V38H202ZM212 39L215 40V38H212ZM216 39H217V38H216ZM218 39H219V38H218ZM220 39H222V38L220 37ZM224 39H225V34H224V38H223V40H224ZM238 39H239V38H238ZM238 39H237V40H238ZM240 39H241V38H240ZM243 39H244V38H243ZM6 40H7V38H6ZM8 40H9V39H8ZM32 40H34V39H32ZM35 40H36V39H35ZM52 40H53V39H52ZM54 40H55V39H54ZM82 40H83V39H82ZM96 40H97V39H96ZM115 40H116V38H115ZM117 40H118V39H117ZM150 40H153V39H150ZM155 40H156V39H155ZM165 40H166V39H165ZM176 40H177V39H176ZM176 40H173V41H176ZM178 40H179V39H178ZM184 40H186V39H184ZM188 40H190V39H188ZM210 40H211V39H210ZM223 40H222V41H223ZM228 40H229V39H228ZM263 40H264V39H263ZM3 41H4V40H3ZM44 41H45V39H44ZM57 41H58V40H57ZM59 41H60V40H59ZM59 41H58V42H59ZM94 41H95V40H94ZM102 41H103V40H102ZM105 41H106V40H105ZM169 41H170V40H169ZM224 41H225V40H224ZM224 41H223V42H224ZM240 41H242V40H240ZM11 42H12V41H11ZM39 42H41V41H39ZM58 42H57V43H58ZM91 42H93V41H91ZM91 42H90V43H91ZM122 42H123V41H122ZM160 42H161V41H160ZM170 42H171V41H170ZM181 42H182V41H181ZM181 42H180V44H181ZM184 42H185V41H184ZM184 42H182L183 45H184L185 43H188L187 41H186L185 43H184ZM205 42H206V41H205ZM205 42H204V45H205ZM213 42H214V41H213ZM217 42H219V41L216 40V43H213L212 45L209 44V45L212 46V47L214 48V44H216V46L218 47L219 45H217V44L220 43V45H221V43H222L221 41H220L219 43H217ZM246 42H248V41L246 40ZM249 42H250V41H249ZM1 43H2V42H1ZM7 43H8V42H7ZM31 43H32V44H31ZM48 43H49V42H48ZM85 43H86V42H85ZM112 43H113V42H112ZM158 43H159V42H158ZM162 43H164V42H162ZM162 43H161V45H162ZM166 43H168V42L166 41ZM173 43H174V42H173ZM211 43H212V41H211ZM241 43H242V42H241ZM34 44H35V43H34ZM36 44H37V43H36ZM49 44H50V43H49ZM83 44H84V43H83ZM102 44H103V43H102ZM105 44L108 45L107 42H106ZM129 44H131V42H130ZM135 44H136V43H135ZM168 44H169V43H168ZM171 44H172V42H171ZM177 44H178V43H177ZM188 44H189V43H188ZM230 44H232V43H230ZM239 44H240V43H239ZM239 44L237 43V47L235 46V48H237L236 50H238V48H239V50H241V49H240L241 47H240ZM246 44H248V43H246ZM46 45H48V44H46ZM53 45H54V44H53ZM123 45H124V44H123ZM127 45H128V44H126V46H127ZM131 45H132V44H131ZM186 45H187V44H186ZM194 45L196 46V42H195ZM197 45H198V44H197ZM199 45H201V43H199ZM226 45H227V43H226ZM235 45H236V44H235ZM248 45H249V44H248ZM248 45H247V46H248ZM48 46H49V45H48ZM51 46H52V45H51ZM67 46H68V45H67ZM120 46H121V45H120ZM140 46H142V45H140ZM163 46H166V45H163ZM163 46H162V47H163ZM174 46H175V45H174ZM188 46H189V48H190V47L192 46V44H191V46H190V44H189ZM243 46H245V43L242 45V48H243ZM249 46H251V45H249ZM88 47H90V46H88ZM117 47H118V46H117ZM166 47H167V46H166ZM168 47H169V46H168ZM175 47H177V46H175ZM183 47H184V46H182L181 48H183ZM185 47H186V46H185ZM185 47H184V49L187 48V47H186V48H185ZM252 47H253V46H252ZM51 48H52V47H51ZM53 48H54V46H53ZM57 48H58V47H57ZM139 48H140V47H139ZM177 48H180V47L178 46ZM192 48H193V47H192ZM196 48H197V46H196ZM208 48H209V47H208ZM220 48H221V47H220ZM224 48H226V47H224ZM231 48L234 49V47H231ZM244 48H247V47L245 46ZM244 48H243V50H244ZM260 48H262V47H260ZM72 49H73V48H72ZM93 49H94V48H93ZM97 49H98V48H97ZM106 49H107V48H106ZM125 49H126V48H125ZM184 49H183V50H184ZM199 49H200V47H199ZM211 49H212V48H211ZM221 49H222V48H221ZM221 49H219L220 52H221ZM247 49H248V48H247ZM247 49H245V50H247ZM250 49H251V48H250ZM255 49H257V48L255 47ZM55 50H57V49H55ZM64 50H65V49H64ZM101 50H102V49H101ZM151 50H152V49H151ZM151 50H150V51H151ZM153 50H154V49H153ZM167 50H168V49H167ZM190 50H191V49H190ZM194 50H196V49L194 48ZM194 50H193V52H195ZM212 50H213V49H212ZM212 50H211V51H212ZM214 50H217V49H214ZM234 50H235V49H234ZM234 50H233V51H234ZM245 50H244V52H243V51H242V52H243V53H246ZM252 50H253V49H252ZM252 50H251V51H252ZM11 51H12V50H11ZM58 51H59V50H58ZM102 51H103V50H102ZM131 51H132V48H131ZM171 51H172V50H171ZM186 51H187V50H186ZM208 51H209V50H208ZM258 51H259V49H258ZM261 51H262V50H261ZM263 51H264V50H263ZM106 52H107V50H106ZM146 52H148V51H146ZM154 52H155V51H154ZM190 52H191V51H190ZM209 52H210V51H209ZM214 52H215V51H213V53H214ZM218 52H219V51H218ZM237 52H238V51H237ZM237 52H236V53H237ZM247 52H248V51H247ZM62 53H63V52H62ZM101 53H102V52H101ZM116 53H117V51H116ZM182 53H183V52H182ZM188 53H189V52H188ZM196 53H197V51H196ZM196 53H194V55H195ZM216 53H217V52H216ZM243 53H241L242 58H243V56L245 55V54L243 55ZM259 53H260V51H259ZM89 54H90V53H89ZM146 54H147V53H146ZM149 54H151V53H149ZM162 54H165V53H162ZM167 54H168V52L166 53V55H167ZM210 54L212 55V53H210ZM223 54H225L224 51H223ZM237 54H238V53H237ZM237 54H236V55H237ZM246 54H247V53H246ZM261 54H262V53H261ZM92 55H93V54H92ZM100 55H102V54H99L98 57H100ZM112 55H113V54H112ZM112 55L110 54V56H112ZM117 55H118V54H117ZM158 55H159V53H158ZM183 55H185V54L183 53ZM190 55L192 56V54H190ZM247 55H248V54H247ZM249 55H251V53H249ZM10 56H11V55H10ZM108 56H109V55H108ZM123 56H124V55H123ZM128 56H129V55H128ZM146 56H147V55H146ZM153 56H154V55H153ZM164 56H165V55H164ZM209 56H210V55H209ZM214 56H215V54L212 55V57H214ZM220 56H222L221 53H220V55H219V58H220ZM237 56H238V55H237ZM245 56H246V55H245ZM245 56H244V60H245ZM260 56H261V55H260ZM112 57H113V56H112ZM131 57H132V56H131ZM140 57H141V56H140ZM155 57H157V55H156ZM158 57H160V55H159ZM158 57H157V58H158ZM169 57H170V56H169ZM171 57H172V56H171ZM198 57H199V56H198ZM212 57H211V58H212ZM216 57H217V55H216ZM222 57H223V56H222ZM234 57H235V56H234ZM249 57H250V56H248V58H249ZM251 57H252V56H251ZM254 57H255V55H254ZM11 58H12V57H11ZM44 58H46V61H42ZM89 58H90V57H89ZM94 58H95V57H94ZM106 58H108V57H106ZM106 58H105V59H106ZM109 58H110V57H109ZM164 58H165V57H164ZM191 58H192V57H191ZM219 58H218V60H217L218 62H219V60H220ZM226 58H227V57H226ZM238 58H239V57H238ZM248 58H247V59H248ZM47 59L49 60L48 62H47ZM91 59H92V58H91ZM95 59H96V58H95ZM101 59H102V57H101ZM122 59H123V58H122ZM168 59H169V58H168ZM234 59H235V58H234ZM249 59H250V58H249ZM256 59H257V58H256ZM260 59H264V58H260ZM149 60H150V59H149ZM170 60H171V59H170ZM241 60H242V59H241ZM244 60H243V62H244ZM257 60H258V59H257ZM257 60H256V61H257ZM41 61H42V62H41ZM87 61H88V60H87ZM89 61H90V60H89ZM96 61H97V60H96ZM154 61H155V60H154ZM157 61H158V59H157ZM163 61H164V60H163ZM210 61H212V60H210ZM245 61H246V60H245ZM247 61L250 62L249 60H247ZM256 61H255V62H256ZM31 62H32V61H31ZM31 62H30V63H31ZM84 62H86V61H84ZM100 62H101V61H100ZM100 62H99V63H100ZM132 62H133V61H132ZM150 62H151V61H150ZM152 62H153V61H152ZM155 62H156V61H155ZM174 62H175V61H174ZM180 62H181V61H180ZM207 62H208V61H207ZM218 62H217V63H218ZM221 62H222V61H221ZM237 62H238V61H237ZM237 62H236V63H237ZM243 62H242V63H243ZM248 62H247V63H248ZM251 62L254 63V61H251ZM258 62H259V61H258ZM32 63H33V62H32ZM32 63H31V64H32ZM34 63H35V62H34ZM36 63H35V64H36ZM43 63H44V64L47 63L45 67H44ZM94 63H95V61H94ZM158 63H159V62H158ZM158 63H156V64H158ZM169 63H170V62H169ZM211 63H212V62H211ZM217 63H215V64H217ZM223 63H224V62H223ZM242 63H241V64H242ZM244 63H245V62H244ZM247 63H246V64H247ZM41 64H42L43 66H42ZM61 64H63V63H61ZM87 64H88V63H87ZM141 64H142V63H141ZM151 64H153V63H151ZM219 64H220V63H219ZM234 64H235V63H234ZM248 64H249V63H248ZM255 64H256V63H255ZM255 64H252V63H251V64H249V66L251 65V67H252V65H255ZM259 64H260V62H259ZM1 65H3V64H1ZM13 65H14V64H13ZM72 65H73V64H72ZM92 65H93V64H92ZM102 65H103V64H102ZM115 65H116V64H115ZM129 65H130V64H129ZM149 65H150V64H149ZM160 65H161V64H160ZM220 65H222V64H220ZM257 65H258V64H257ZM257 65H256V67H257ZM260 65H261V64H260ZM9 66H10V65H9ZM30 66H31V65H30ZM68 66H70V65H68ZM77 66H78V65H77ZM80 66H81V65H80ZM83 66H84V65H83ZM90 66H91V65H90ZM90 66H89V67H90ZM97 66H98V65H97ZM97 66H96V67H97ZM99 66H100V65H99ZM127 66H128V65H127ZM150 66H151V65H150ZM217 66H218V65H217ZM217 66H216V67H217ZM224 66H225V64H224ZM16 67H17V66H16ZM86 67H88V66H85V68H86ZM116 67H117V66H116ZM147 67H148V66H147ZM209 67H210V66H209ZM212 67H214V66L212 65ZM216 67H215V68H216ZM237 67H238V63H237ZM240 67L243 68V67H246V65H243V66L240 65ZM256 67H255V68H256ZM5 68H6V67H5ZM25 68H24V69H25ZM30 68H31V67H29V69H30ZM32 68H33V67H32ZM36 68H37V67H36ZM60 68H61V67H60ZM72 68H73V67H72ZM74 68H75V67H74ZM74 68H73V69H74ZM90 68H91V67H90ZM106 68H107V67H106ZM120 68H121V67H120ZM130 68H131V67H130ZM130 68H129V69H130ZM143 68H144V67H143ZM152 68L155 69V67H152ZM157 68H158V67H157ZM157 68H156V69H157ZM165 68H167V67H165ZM194 68H195V67H194ZM217 68H218V67H217ZM222 68H223V67H222ZM252 68H253V67H252ZM26 69H27V68H26ZM40 69H41V68H40ZM80 69H81V68H80ZM80 69H79V70H80ZM83 69H84V68H83ZM93 69H94V68H93ZM95 69H96V68H95ZM103 69H104V68H103ZM140 69H141V68H140ZM154 69H153V70H154ZM159 69H160V68H159ZM163 69H164V68H163ZM167 69H168V68H167ZM169 69H170V68H169ZM185 69H186V68H185ZM223 69H224V68H223ZM226 69H227V68L225 67V70H224V71H226ZM238 69H239V68H238ZM243 69H245V68H243ZM243 69H242V70H243ZM248 69H249V68H248ZM248 69H247V70H248ZM256 69H257V68H256ZM19 70H20V69H19ZM70 70H72V69L70 68ZM75 70H76V69H75ZM88 70L90 71L89 68H88ZM98 70H99V69H98ZM104 70H105V69H104ZM108 70H109V68H108ZM143 70H144V69H143ZM143 70H142V71H143ZM193 70H194V69H193ZM200 70H201V69H200ZM210 70H211V69H210ZM212 70L214 71V68H213ZM212 70H211V71H212ZM216 70H217V69H216ZM242 70H241V71H242ZM257 70H258V69H257ZM3 71H5V70H3ZM3 71H2V72H3ZM31 71H32V70H31ZM33 71H34V70H33ZM33 71H32V72H33ZM41 71H42V70H41ZM52 71H53V70H52ZM58 71H60V70H58ZM92 71H93V70H92ZM96 71H97V70H96ZM110 71H111V69H110ZM117 71H118V70H117ZM121 71H122V70H120V72H121ZM155 71H156V70H155ZM157 71H159V70H157ZM165 71H166V70H165ZM165 71H163V72H165ZM169 71H171V70H169ZM224 71H223V72H224ZM251 71H252V70H251V68H250V71H249V72H251ZM254 71H255V70H254ZM254 71H253V72H254ZM258 71H259V70H258ZM0 72H1V71H0ZM7 72H8V71H7ZM11 72H12V71H11ZM21 72H22V70H21ZM26 72H27V70H26ZM34 72H35V71H34ZM55 72H57V71H54V74H55ZM108 72H109V71H108ZM113 72H114V70H113ZM122 72H123V71H122ZM127 72H128V71H127ZM144 72H146V71H144ZM191 72H192V71H191ZM215 72H216V71H215ZM253 72H252V73H253ZM256 72H257V71H256ZM263 72H264V71H263ZM263 72H260V73H263ZM23 73H24V70H23ZM29 73H30V72H29ZM38 73H39V72H38ZM50 73H51V71H50ZM57 73H58V72H57ZM76 73H77V71H76ZM81 73H82V72H81ZM111 73H112V72H111ZM146 73H147V72H146ZM146 73H145V75H146ZM155 73H157V72H155ZM155 73H154V74H155ZM165 73H167V72H165ZM218 73H220V72H218ZM226 73H227V72H226ZM247 73H248V72H247ZM1 74H2V73H1ZM21 74H22V73H21ZM21 74L19 73V76H20ZM27 74H28V73H27ZM27 74H26V77H28ZM34 74H35V73H34ZM51 74H53V73H51ZM51 74H49L50 77H52V76L54 75V74H53V75L51 76ZM127 74H128V73H127ZM134 74H135V73H134ZM136 74H137V73H136ZM143 74H144V73H143ZM152 74H153V72H152ZM162 74H163V73H162ZM192 74H193V73H192ZM210 74L213 75L211 72H210ZM224 74H225V72H224ZM231 74H232V72H231ZM244 74H245V72H244ZM248 74H249V73H248ZM248 74H247V75H248ZM258 74H259V72H258ZM258 74H257V75H258ZM23 75L25 76V74H23ZM35 75H37V74H35ZM38 75L41 76V74H38ZM49 75H48V76H49ZM60 75H63V74L60 73ZM67 75H68V74H67ZM95 75H96V74H95ZM102 75H103V74H102ZM102 75H101V76H102ZM106 75H107V74H106ZM108 75H110V74H108ZM130 75H131V74H130ZM149 75H150V74H149ZM214 75H217V76H218L217 73L214 74ZM221 75H222V73H221ZM236 75H237V74H236ZM250 75H251V74H250ZM257 75H256V76H257ZM2 76H3V75H2ZM12 76H13V75H12ZM31 76H32V74H31ZM42 76L45 77L46 75H42ZM68 76H69V75H68ZM70 76H71V75H70ZM84 76H85V75H84ZM93 76H94V75H93ZM96 76H98V75H96ZM114 76H115V75H114ZM121 76H122V75H121ZM125 76H126V73H125ZM154 76H155V75H154ZM172 76H173V75H172ZM194 76H195V75H194ZM197 76H198V75H197ZM222 76H223V75H222ZM225 76H226V75H225ZM225 76H224V77H225ZM242 76H244V75H242ZM256 76H255V77H256ZM34 77H35V76H34ZM36 77H37V76H36ZM36 77H35V79H36ZM50 77H48L47 79H49ZM55 77H56V76H55ZM60 77H61V76H60ZM62 77H65V78H66V76H62ZM110 77L113 78V76H110ZM110 77H109V78H110ZM138 77H139V76H138ZM140 77H141V75H140ZM159 77H160V76H159ZM163 77H164V76H163ZM178 77H179V76H178ZM188 77H189V76H188ZM195 77H196V76H195ZM219 77H220V76H219ZM244 77H245V76H244ZM246 77H248V76H246ZM246 77H245L244 79H246ZM251 77H252V75H251ZM261 77H262V75H261ZM65 78H64V79H65ZM75 78H76V77H75ZM89 78H90V77H89ZM126 78H128V77H126ZM133 78H134V77H133ZM160 78H161V77H160ZM165 78H166V77H165ZM215 78H216V77H215ZM263 78H264V76H263ZM17 79H18V78H17ZM17 79H16V80H17ZM22 79H23V76H22ZM33 79H34V78H33ZM33 79H30V78H29V80H33ZM38 79H39V78H38ZM40 79H41V78H40ZM50 79H51V78H50ZM56 79H57V78H56ZM61 79H62V78H61ZM78 79H79V78H77V80H78ZM124 79H125V78H124ZM128 79H129V78H128ZM134 79H135V78H134ZM136 79H137V78H136ZM141 79H142V78H141ZM157 79H158V78H157ZM178 79H179V78H178ZM212 79H213V78H212ZM220 79H221V78H220ZM241 79H242V78H241ZM244 79H243V80H244ZM248 79H249V77H248ZM248 79H247V81H248ZM257 79H258V78H257ZM1 80H2V79H1ZM26 80H28V79H26ZM42 80H43V79H42ZM45 80H46V79H45ZM54 80H55V79H54ZM68 80H70V79H68ZM77 80H76V81H77ZM114 80H115V79H114ZM162 80H163V79H162ZM166 80H168V79H166ZM173 80H175V79H173ZM186 80H187V79H186ZM192 80H193V79H192ZM202 80H203V79H202ZM223 80H224V79H223ZM227 80H228V79H227ZM22 81H23V80H22ZM34 81H36V80H34ZM38 81H39V80H38ZM51 81H52V80H51ZM61 81H62V80H61ZM74 81H75V80H74ZM96 81H97V80H96ZM108 81H109V79H108ZM147 81H148V80H147ZM158 81H160V80H158ZM163 81H164V80H163ZM187 81H188V80H187ZM220 81H221V80H220ZM251 81H252V80H251ZM251 81L249 80V83L243 81V83H245V86L247 87V89L249 88V90H250V92H248L249 90H248L247 92L244 91V92H246L245 94H248V97H249V93L252 94V91H253V90L251 91V89H250L251 86H252V84H256V82L259 83V80L256 81V82L254 81V83H251V86H250V82H251ZM16 82H17V81H16ZM16 82H15V83H16ZM44 82H45V81H44ZM54 82H56V81H54ZM57 82H58V81H57ZM59 82H60V81H59ZM66 82H67V84H69L67 80H66ZM77 82H78V81H77ZM79 82H80V81H79ZM97 82H98V81H97ZM124 82H125V81H124ZM153 82H154V81H153ZM171 82H172V81H171ZM171 82H169V83H171ZM177 82H180V83H181V79H180V81L177 80ZM190 82H191V81H190ZM221 82H223V81H221ZM261 82H262V81H261ZM24 83H25V82H24ZM32 83H33V82H32ZM40 83H41V82H40ZM45 83H46V82H45ZM45 83H44V84H45ZM74 83H75V82H74ZM84 83H86V82H83V84H84ZM87 83H88V82H87ZM120 83H121V82H120ZM163 83L165 84V82H163ZM172 83H173V82H172ZM200 83H201V82H200ZM225 83H226V82H225ZM228 83H229V82H228ZM262 83H263V82H262ZM29 84H30V82H29ZM50 84H51V83H50ZM54 84H55V83H53V85H54ZM56 84H57V83H56ZM71 84H72V82H71ZM71 84H69L70 87H71ZM79 84H81V82H80ZM102 84H103V83H102ZM107 84H108V83H107ZM107 84H106V85H107ZM118 84H119V83H118ZM121 84H122V83H121ZM133 84H134V83H133ZM153 84H154V83H153ZM155 84H156V83H155ZM164 84H163V86H164ZM175 84H176V83H175ZM175 84H174V85H175ZM177 84H178V83H177ZM182 84H183V83H182ZM189 84H190V83H189ZM201 84H202V83H201ZM215 84H217V83H215ZM221 84H222V83H221ZM246 84H249V85H246ZM27 85H28V83H27ZM27 85H26L27 88H26V87H25V88H26L27 90H29ZM32 85H34V84H32ZM37 85H38V84H37ZM81 85H82V84H81ZM81 85H80V86H81ZM122 85H123V84H122ZM127 85H128V84H127ZM174 85H173V86H174ZM183 85H184V84H183ZM186 85H187V84H186ZM186 85H185V86H186ZM190 85H191V84H190ZM230 85H231V83H230ZM243 85H244V84H242V86H243ZM257 85H258V84H257ZM39 86H40V85H39ZM64 86H65V85H64ZM76 86H78V85H76ZM84 86H85V85H84ZM84 86H83V87H84ZM86 86H87V85H86ZM101 86H102V85H101ZM103 86H104V85H103ZM131 86H132V85H131ZM146 86H147V85H146ZM188 86H189V85H188ZM228 86H229V85H228ZM240 86H241V84H240ZM262 86H263V85H262ZM8 87H9V86H8ZM48 87H49V88H52L53 86H52V87L48 86ZM57 87H58V86H57ZM62 87H63V86H62ZM70 87H69V89H70ZM92 87H93V86H92ZM122 87H123V86H122ZM136 87H137V86H136ZM142 87H143V86H142ZM149 87H150V86H149ZM152 87H153V86H152ZM158 87H159V86H158ZM169 87H170V86H169ZM194 87H195V85H194ZM224 87H225V86H224ZM243 87H244V86H243ZM252 87H253V86H252ZM263 87H264V86H263ZM23 88H24V87H23ZM29 88H30V87H29ZM38 88H40V87H38ZM45 88H46V87H45ZM49 88H48V89H49ZM58 88H59V87H58ZM65 88H66V87H65ZM67 88H68V87H67ZM75 88L77 89L78 87H75ZM75 88H74V89H75ZM79 88L81 89L82 87H79ZM90 88H91V87H90ZM100 88H101V87H100ZM120 88H121V85H120ZM124 88H125V87H124ZM124 88H123V89H124ZM167 88H168V87H167ZM167 88H166V89H167ZM175 88H176V87H175ZM180 88H181V86H180ZM225 88H226V87H225ZM230 88H232V87H230ZM254 88H255V86H254ZM254 88H253V89H254ZM30 89H32V88H30ZM43 89H44V87H43ZM61 89H62V88H61ZM82 89H83V88H82ZM86 89H87V88H86ZM113 89H114V88H113ZM146 89H147V88H146ZM155 89H156V88H155ZM160 89H162V88H160ZM171 89H172V87H171ZM171 89H170V90H171ZM220 89H221V87H220ZM258 89H259V88H258ZM3 90H4V89H3ZM38 90H39V89H38ZM38 90H36V91L38 92ZM83 90H84V89H83ZM109 90H110V89H109ZM124 90H125V89H124ZM130 90H133V88L130 89ZM140 90H141V89H140ZM157 90H158V88H157ZM175 90H177V89H175ZM178 90H179V89H178ZM182 90H184V89H182ZM187 90H188V89H187ZM193 90H194V89H193ZM196 90H197V89H196ZM222 90H223V89H222ZM225 90H227V89H225ZM225 90H223L222 92H224ZM229 90H230V89H229ZM232 90H233V89H232ZM15 91H16V90H15ZM32 91H34V90H32ZM36 91H35V92H36ZM39 91H40V90H39ZM48 91H50V90H48ZM63 91H64V90H63ZM73 91H74V90H73ZM85 91H86V90H85ZM99 91H100V90H99ZM114 91H115V90H114ZM121 91H122V90H121ZM144 91H145V90H144ZM173 91H174V90H173ZM180 91H181V90H180ZM197 91H198V90H197ZM51 92H52V90H51ZM67 92H68V91H67ZM71 92H72V91H71ZM81 92H82V91H81ZM105 92H106V91H105ZM131 92H132V91H131ZM161 92H163V91H161ZM174 92H175V91H174ZM219 92H220V91H219ZM227 92H228V91H227ZM227 92H225V94H227ZM230 92H231V90H230ZM242 92H243V91H242ZM242 92H241V93H242ZM255 92H256V89H255ZM2 93H3V92H2ZM2 93H1L0 96L4 95V94H2ZM11 93H12V91H11ZM14 93H16V92H13L12 95H14ZM28 93H29V92H28ZM28 93H27V95H28ZM30 93H31V91H30ZM39 93H41V92H39ZM47 93H48V92H47ZM72 93H73V92H72ZM87 93H88V92H87ZM120 93H121V92H120ZM120 93H119V94H120ZM136 93H137V92H136ZM178 93H179V91H178ZM215 93H216V90H215ZM37 94H38V93H37ZM53 94H54V93H53ZM61 94H62V93H61ZM75 94H76V93H75ZM79 94H80V92H79ZM88 94H89V93H88ZM100 94H101V93H100ZM150 94H151V93H150ZM162 94H163V93H162ZM168 94H169V93L167 92V95H168ZM170 94H171V93H170ZM175 94H176V93H175ZM217 94H218V93H217ZM221 94H224V93H221ZM231 94H232V93H231ZM259 94H261V93H259ZM6 95H7V94H6ZM41 95H42V94H41ZM44 95H45V93H44ZM46 95H48V94H46ZM54 95H55V94H54ZM71 95H72V94H71ZM84 95H85V94H84ZM90 95H91V94H90ZM90 95H89V96H90ZM93 95H94V94H93ZM104 95H105V94H104ZM123 95H124V94H123ZM128 95H129V94H128ZM128 95H127V96H128ZM133 95H134V94H133ZM163 95H164V94H163ZM167 95H166V97H168ZM188 95H189V93H188ZM191 95H192V94H191ZM196 95H197V94H196ZM243 95H244V94H243ZM256 95H257V94H256ZM256 95H255V96H256ZM38 96H39V95H38ZM49 96H50V94H49ZM56 96H57V95H56ZM63 96H65V95H63ZM73 96H74V94H73ZM73 96H71V97H73ZM82 96H83V94H82ZM82 96H81V97H82ZM96 96H97V95H96ZM114 96H115V95H114ZM125 96H126V95H125ZM130 96H131V95H130ZM160 96H161V95H160ZM180 96H183V95H180ZM199 96H200V95H199ZM226 96H227V95H226ZM229 96H230V95H229ZM246 96H247V95H246ZM258 96H259V95H258ZM3 97H4V99H2ZM3 97H2V98L0 97V99H1V101H2L3 107H5V105H6V100L8 99V98H7L8 96L6 97V100H5V95H4ZM30 97H31V96H30ZM59 97H60V95H59ZM76 97H77V98H76ZM84 97H85V96H84ZM128 97H129V96H128ZM157 97H158V96H157ZM162 97H163V96H162ZM164 97H165V96H164ZM183 97H184V96H183ZM186 97H187V96H186ZM222 97H223V95H222ZM222 97H220V98H222ZM230 97H231V96H230ZM252 97H253V96H251V99H252ZM256 97H257V96H256ZM9 98H11V96H9ZM13 98H14V97H12V99H13ZM17 98H18V97H17ZM28 98H29V97H28ZM34 98H35V97H34ZM39 98H40V97H39ZM50 98H51V96H50ZM53 98H55V97L53 96ZM75 98H76V99H78V98L80 99V97L77 96V95L75 96ZM82 98H83V97H82ZM82 98H81V100H79V99H78V100H79V101H82V100L84 99V98H83V99H82ZM85 98H86V97H85ZM87 98H88V97H87ZM90 98H91V97H90ZM118 98H119V97H118ZM118 98H117V101H118ZM136 98H137V97H136ZM152 98H153V97H152ZM170 98H171V97H170ZM220 98H219V99H220ZM224 98H225V96H224ZM240 98H241V97H240ZM243 98H244V97H243ZM21 99H22V98H21ZM63 99H64V97H63ZM76 99H75V100H76ZM120 99H121V98H120ZM120 99H119V100H120ZM125 99H126V98H125ZM156 99H157V98H156ZM195 99H196V98H195ZM245 99H246V100L243 99L244 103H246L245 101H247V99H249V101L251 100L250 97H249V98L246 97ZM258 99H260V98H258ZM258 99H257V101H258ZM262 99H264V98L262 97ZM3 100H4L5 105H4V103H3ZM18 100H19V99H18ZM33 100H34V99H33ZM55 100H56V99H54V101H55ZM57 100H58V99H57ZM101 100H102V99H101ZM130 100H132V99H130ZM146 100H147V99H146ZM157 100H158V99H157ZM161 100H162V99H161ZM166 100H169V99H166ZM196 100H197V99H196ZM221 100H222V99H221ZM226 100H227V98H226ZM238 100H239V98H238ZM25 101H26V100H25ZM58 101H59V100H58ZM66 101H67V99H66ZM111 101H112V100L109 99L108 102H111ZM120 101H121V100H120ZM120 101H119V102H120ZM136 101H138V100H136ZM139 101H140V100H139ZM202 101H203V100H202ZM223 101H224V100H223ZM227 101H228V100H227ZM243 101H242V102H243ZM255 101H256V100H255ZM12 102H13V100H12ZM14 102H16V100H15ZM20 102H21V101H20ZM26 102H28V101H26ZM34 102H35V101H34ZM59 102H60V101H59ZM59 102H56V103L59 104ZM84 102H85V101H84ZM84 102H83L82 104H87V103H84ZM86 102H87V101H86ZM102 102H103V100H102ZM108 102H107V103H108ZM126 102H127V101H126ZM168 102H170V101H167L166 103H168ZM219 102H220V101H219ZM263 102H264V101H263ZM263 102H262V103H263ZM28 103H29V102H28ZM62 103H63V102H62ZM64 103H65V102H64ZM77 103H78V101H77ZM105 103H106V102H105ZM115 103H116V102H115ZM132 103H134V102H132ZM138 103H139V102H138ZM162 103H163V102H162ZM164 103H165V102H164ZM194 103H195V102H194ZM226 103H227V102H226ZM248 103H253V102L251 101V102H248ZM248 103H247V104H248ZM2 104H1L0 107H2ZM12 104H13V103H12ZM18 104H19V103H18ZM67 104H69V103H67ZM91 104H92V103H91ZM134 104H135V103H134ZM140 104H141V103H140ZM196 104H197V103H196ZM222 104H223V103H222ZM20 105H21V103H20ZM23 105H24V104H23ZM26 105H27V104H26ZM32 105H33V104H32ZM32 105H31V106H32ZM34 105L36 106V103H35ZM76 105H77V104H76ZM89 105H90V104H89ZM107 105H108V104H107ZM117 105H118V104H117ZM142 105H143V104H142ZM145 105H146V104H145ZM145 105H144V107H145ZM159 105H160V104H159ZM187 105H188V104H187ZM199 105H200V104H199ZM229 105H230V104H229ZM243 105H245V104H243ZM250 105H252V104H250ZM263 105H264V104H263ZM17 106H18V105H17ZM27 106H28V105H27ZM35 106H34V107H35ZM57 106H60V104L57 105ZM63 106H65V105L63 104ZM63 106H62V107H63ZM69 106H70V105H69ZM87 106H88V105H87ZM92 106H96V105L94 104V105H92ZM115 106H116V105H115ZM123 106H124V104L122 105V107H123ZM204 106H205V105H204ZM261 106H262V105H261ZM29 107H30V106H29ZM29 107H28L27 109H29ZM120 107H121V106H120ZM127 107H128V105H127ZM144 107H142V109H143ZM166 107H167V106H166ZM169 107H170V106H169ZM182 107H183V106H182ZM241 107H242V106H241ZM248 107H249V109H250V106H248ZM253 107L255 108V106H253ZM16 108H18V107H16ZM16 108H15V109H16ZM20 108H21V107H20ZM73 108H74V107L72 106V109H69V110H70V111H69V112H70L69 114H73V116H77V117H78V116H81V112H79L78 114L75 113V112H77L78 110H80V108L77 109V111H75L76 108H74V109H73ZM86 108H87V107H86ZM89 108L93 109V108L90 107V106H89ZM96 108H97V107H96ZM102 108H103V107H102ZM102 108H101V109H102ZM105 108H106V107H105ZM179 108H180V107H179ZM221 108H222V107H221ZM18 109H19V108H18ZM27 109H26V110H27ZM31 109L33 110L34 108L32 107ZM122 109H123V108H122ZM133 109H134V108H133ZM172 109H173V108H172ZM230 109H232L231 106H230ZM247 109H248V108H247ZM252 109H253V108H252ZM258 109H259V107H258ZM258 109H257V111H259ZM260 109H261V108H260ZM263 109H264V108H263ZM23 110H25V109H23ZM34 110H35V109H34ZM62 110H63V109H62ZM104 110H105V109H103V111H104ZM139 110H140V109H139ZM145 110H146V109H145ZM145 110H143V111H145ZM182 110H183V109H182ZM190 110H191V109H190ZM213 110H214V108H213ZM227 110H229V109H227ZM261 110H262V109H261ZM28 111H29V110H28ZM44 111H45V110H44ZM67 111H68V110H67ZM81 111H82V110H81ZM84 111H85V109H84ZM84 111H83L82 113H84ZM87 111H88V113L91 112V111H89V110H87ZM129 111H130V109H129ZM148 111H149V110H148ZM153 111H154V109H153ZM158 111H159V110H158ZM199 111H200V110H199ZM245 111H246V110H245ZM253 111H255V110H253ZM257 111H256V112H257ZM63 112H65V111H63ZM63 112H62V113H63ZM85 112H86V111H85ZM92 112H93V111H92ZM92 112H91V113H92ZM99 112H100V111H99ZM131 112H132V111H131ZM156 112H157V111H156ZM177 112L179 113V111H177ZM186 112H187V111H186ZM194 112H195V111H194ZM211 112H212V111H211ZM230 112H231V111H230ZM241 112H242V111H241ZM96 113H98V112H96ZM96 113H95V114H96ZM120 113H121V112H120ZM135 113H136V112H135ZM138 113H139V112H138ZM168 113H169V112H168ZM212 113H213V112H212ZM253 113H255V112H253ZM258 113H259V112H258ZM260 113L264 114V111H263V112L261 111ZM260 113H259V114H260ZM65 114H66V113H65ZM86 114H87V113H86ZM122 114H123V113H122ZM126 114H127V113H126ZM128 114H129V113H128ZM228 114H229V113H228ZM230 114H231V113H230ZM232 114H233V113H232ZM232 114H231V115H232ZM242 114H244V113H242ZM38 115H39V114H38ZM82 115H83V114H82ZM97 115H98V114H97ZM130 115H131V114H130ZM135 115H136V114H135ZM138 115H139V114H138ZM141 115H143V114H141ZM147 115H149V114H147ZM171 115H172V114H171ZM179 115H181V114H179ZM231 115H230V116H231ZM248 115H249V114H248ZM254 115H255V114H254ZM260 115H261V114H260ZM65 116H66V115H65ZM92 116H93V115H92ZM107 116H108V115H107ZM136 116H137V115H136ZM184 116H185V115H184ZM221 116H222V115H221ZM240 116H241V114H240ZM240 116H239V117H240ZM242 116H243V115H242ZM245 116H247V113H246ZM258 116H259V115H256V117H258ZM262 116H263V115H262ZM10 117H11V115H10ZM90 117H91V115H90ZM167 117H168V116H167ZM190 117H191V116H190ZM200 117H201V116H200ZM203 117H204V115H203ZM232 117H233V116L229 117V118H231L230 120H232ZM243 117H244V116H243ZM243 117H242V118H243ZM247 117H248V116H247ZM259 117H261V116H259ZM37 118H38V117H37ZM40 118H41V116H40ZM69 118H70V117H69ZM73 118H75V117H73ZM85 118H87V117L84 116L83 119H85ZM129 118H130V117H129ZM142 118H143V117H142ZM156 118H157V117H156ZM172 118H173V117H172ZM172 118H171V119H172ZM182 118H183V117H182ZM206 118H207V116H206ZM240 118H241V117H240ZM251 118H252V117H251ZM262 118H264V117H262ZM44 119H45V118H44ZM70 119H71V118H70ZM80 119H81V118H80ZM99 119H100V117H99ZM112 119H113V118H112ZM123 119H124V118H123ZM123 119H122V120H123ZM169 119H170V118H169ZM200 119H201V118H200ZM247 119H248V118H247ZM247 119H246V120H247ZM255 119H256V118H255ZM255 119H254V120H255ZM257 119H258V118H257ZM257 119H256L255 121H257ZM4 120H5V119H4ZM73 120H74V119H73ZM75 120H76V118H75ZM124 120H125V119H124ZM131 120H132V118H131ZM140 120H141V119H140ZM207 120H208V119H207ZM251 120H252V119H251ZM11 121H12V120H11ZM43 121H44V120H43ZM43 121H42V122H43ZM53 121H54V120H53ZM63 121H64V120H63ZM63 121H62V122H63ZM69 121H70V120H69ZM69 121H68V124H69ZM76 121H77V120H76ZM76 121H75V122H76ZM84 121H87V120H84ZM102 121H103V120H102ZM105 121H106V120H105ZM105 121H103V122H105ZM117 121H118V120H117ZM125 121H127V120H125ZM125 121H124V122H125ZM151 121H152V120H151ZM154 121H155V120H154ZM202 121H203V119H202ZM223 121H224V120H223ZM232 121H233V120H232ZM262 121H263V119H262ZM5 122H6V121H5ZM39 122H40V121H39ZM39 122H37V123H39ZM42 122H41V126L43 125ZM45 122H46V121H45ZM47 122H48V121H47ZM77 122H78V121H77ZM91 122H93V121H89V123H91ZM97 122H98V121H97ZM114 122H115V121H114ZM118 122H119V121H118ZM124 122H123V123H124ZM132 122H133V121H132ZM146 122H147V121H146ZM156 122H157V121H156ZM162 122H163V121H162ZM242 122H243V121H242ZM246 122H247V121H246ZM257 122H258V121H257ZM259 122H260L259 124H261V120H259ZM78 123H79V122H78ZM86 123H88V122H86ZM106 123L108 124L107 121H106ZM112 123H113V122H112ZM128 123H129V122H128ZM150 123H151V122H150ZM154 123H155V122H154ZM200 123H201V121H200ZM232 123H234V122H232ZM255 123H256V122H255ZM255 123H254V124H255ZM14 124H15V123H14ZM14 124H13V125H14ZM17 124H18V123H17ZM21 124H22V123H21ZM45 124H46V123H45ZM45 124H44L43 126H45ZM49 124H50V123H49ZM54 124H55V123H54ZM92 124H93V123H92ZM96 124H98L97 126H99V123H96ZM104 124H105V123H104ZM110 124H111V123H110ZM124 124H125V123H124ZM129 124H131V123H129ZM139 124H141V123H139ZM161 124H162V123H161ZM166 124H167V123H166ZM243 124H245V123L243 122ZM257 124H258V123H257ZM257 124H256V125H257ZM0 125H2V123H1ZM3 125L5 126L4 123H3ZM3 125H2V127H3ZM8 125H9V124H8ZM63 125H64V124H63ZM94 125H95V124H94ZM162 125H163V124H162ZM178 125H179V124H178ZM181 125H182V124H181ZM191 125H192V124H191ZM197 125H198V123H197ZM201 125H202V124H201ZM249 125H251V124H249ZM36 126H37V125H36ZM39 126H40V125H39ZM41 126H40V128H38L39 130L42 129V130H41V133H44L45 131L47 132V130H45L44 132H42L44 129H43ZM56 126H57V125H56ZM68 126H69V125H68ZM97 126H96V127H97ZM102 126H103V125H102ZM105 126H106V125H105ZM129 126H130V125H129ZM132 126H133V125H132ZM147 126H148V125H147ZM157 126H158V125H157ZM189 126H190V125H189ZM220 126H221V123H220ZM230 126H231V125H230ZM253 126H254V125H253ZM0 127H1V126H0ZM9 127H12L11 123H10V126H9ZM28 127H29V126H28ZM66 127H67V126H66ZM74 127H75V126H74ZM92 127H93V125H92ZM92 127H90V128H92ZM103 127H104V126H103ZM103 127H102V129H103ZM121 127H122V126H121ZM150 127H151V126H150ZM159 127H160V126H159ZM165 127H166V126H165ZM198 127H199V126H198ZM231 127H232V126H231ZM239 127H241V126L239 125ZM256 127H257V126H256ZM6 128H7V127H6ZM14 128H15V127H14ZM32 128H34V127H32ZM36 128H37V127H36ZM51 128H52V127H51ZM64 128H65V126H64ZM68 128H69V127H68ZM68 128H67V129H68ZM100 128H101V127H100ZM105 128H106V127H105ZM157 128H158V127H157ZM190 128H191V127H190ZM195 128H196V127H195ZM217 128H218V127H217ZM257 128H258V127H257ZM257 128H256V129H257ZM4 129H5V128H4ZM20 129L22 130V128H20ZM23 129H24V128H23ZM46 129H47V127H46ZM49 129H50V128H49ZM59 129H60V128H59ZM73 129H74V128H73ZM88 129H89V127H88ZM136 129H137V128H136ZM169 129H170V128H169ZM176 129H177V128H176ZM199 129H200V128H199ZM199 129H198V130H199ZM219 129H220V127H219ZM225 129H226V128H225ZM250 129H251V128H250ZM250 129H249V130H250ZM262 129H263V128H262ZM2 130H3V129H2ZM8 130H9V129H8ZM13 130H14V129H13ZM18 130H19V129H18ZM52 130H53V129H52ZM55 130H58V129H55ZM71 130H72V129H71ZM94 130L97 131L98 129H95V126H94ZM213 130H214V129H213ZM233 130H234V129H233ZM249 130H248V131H249ZM254 130H255V129H254ZM0 131H1V130H0ZM11 131H12V130H11ZM11 131H10V132H11ZM33 131H35V130L33 129ZM50 131H51V130H50ZM99 131H100V130H99ZM106 131L108 132V130H106ZM111 131H112V129H111ZM133 131H134V127H133ZM137 131H138V130H137ZM159 131H160V130H159ZM179 131H180V130H179ZM217 131H218V129H217ZM222 131H223V130H222ZM258 131H259V130H258ZM260 131H261V130H260ZM15 132H16V130H15ZM20 132H21V131H20ZM20 132H19V133H20ZM46 132H45V133H46ZM48 132H49V131H48ZM65 132H66V131H65ZM88 132H89V130H88ZM91 132H92V130H91ZM93 132H94V131H93ZM93 132H92V133H93ZM115 132H116V131H115ZM162 132H163V131H162ZM177 132H178V131H177ZM197 132L199 133V131H197ZM220 132H221V131H220ZM249 132H250V131H249ZM253 132H254V131H253ZM1 133H2V132H1ZM4 133H6V131H5ZM19 133H17V134L19 135ZM23 133H24V132H23ZM35 133H36V131H35ZM38 133H39V131H38ZM38 133L35 134V135H36L35 138H37ZM55 133H57V132L54 131V134H55ZM63 133H64V131H63ZM125 133H126V132H125ZM166 133H167V132H166ZM170 133H171V132H170ZM9 134H10V133H9ZM13 134H14V132H13ZM13 134H12V135H13ZM17 134H15V135H17ZM29 134H30V133H29ZM39 134H40V133H39ZM66 134H67V133H66ZM76 134H78V135L76 136V137H78V136H79V133H76ZM88 134H89V133H88ZM96 134H97V133H96ZM100 134H101V133H100ZM105 134H106V133H105ZM107 134H110V133H107ZM119 134H120V133H119ZM146 134H147V131H146ZM146 134H145V135H146ZM151 134H153V133L151 132ZM185 134H186V133H185ZM192 134H193V133H192ZM219 134H220V133H219ZM229 134H230V133H229ZM261 134H262V133H261ZM3 135L5 136V134H3ZM3 135H2V137H3ZM26 135H27V134H26ZM42 135H43V134H42ZM44 135H45V134H44ZM60 135H61V134H60ZM70 135H71V134H70ZM113 135H114V134H113ZM126 135H127V134H126ZM142 135H143V134H142ZM170 135H172V134H170ZM217 135H218V134H217ZM249 135H250V134H249ZM255 135H257V134H255ZM255 135H254V136H255ZM258 135H259V134H258ZM8 136H10V135H7V138H8ZM50 136H51V135H50ZM55 136H56V138H57V136H59V135H58V134H55V135H54V138H53V136H52V140H53V139L55 140ZM67 136H68V135H67ZM146 136H147V135H146ZM241 136H242V135H241ZM252 136H253V135H252ZM10 137H11V136H10ZM24 137H25V136H24ZM26 137H27V136H26ZM33 137H34V135H33ZM48 137H49V136H48ZM71 137H72V136H71ZM73 137H74V136H73ZM97 137H98V136H97ZM97 137H96V138H97ZM102 137H103V135H102ZM118 137H119V136H118ZM125 137H126V136H125ZM147 137H148V136H147ZM248 137H249V136H248ZM15 138H16V137H15ZM19 138H20V136H19ZM35 138H33V139H35ZM42 138L44 139V137H42ZM45 138H46V136H45ZM58 138H59V139H58ZM58 138L56 139L57 141L60 140V137H58ZM65 138H66V137H65ZM68 138H69V137H68ZM78 138H79V137H78ZM78 138H77V139H78ZM96 138H95V134H94V137H93V138H90V139H92V140L94 139V140H95ZM164 138H165V137H164ZM260 138H261V137H260ZM11 139H12V138H11ZM20 139H21V138H20ZM38 139L40 140V138H38ZM38 139H37V141H38ZM62 139H63V138H62ZM86 139H87V138H86ZM102 139H103V138H102ZM104 139H105V138H104ZM122 139H123V138H122ZM125 139H126V138H125ZM217 139H218V138H217ZM249 139H250V142L252 143V141H251L252 138H249ZM255 139H256V138H255ZM255 139H254V141H255ZM257 139H258V138H257ZM16 140H17V139H16ZM18 140H19V139H18ZM28 140H29V139H28ZM56 140H55V141H56ZM70 140H71V139H70ZM72 140H73V139H72ZM87 140H89V139H87ZM94 140H93V142H91L90 140L87 141V142H91V144L94 146V144H97V141H98V140L95 141V142H96V143H95ZM153 140H155L154 137H153ZM177 140H178V139H177ZM201 140H202V139H201ZM201 140H200V141H201ZM3 141H4V140H3ZM3 141L1 140V142H3ZM6 141H7V140H6ZM9 141H11V143H12L13 140H9ZM22 141H23V138H22ZM31 141H32V140H31ZM33 141H34V140H33ZM37 141H36V139H35V141H34L33 143L35 144ZM41 141H42V139H41ZM48 141L52 142L51 139H50V140L48 139ZM57 141H56V142H57ZM68 141H69V140H68ZM68 141H67V142H68ZM83 141H84V139H83ZM85 141H86V140H85ZM123 141H124V140H123ZM138 141H139V140H138ZM140 141H141V140H140ZM162 141H163V140H162ZM219 141H220V140H219ZM254 141H253V142H254ZM259 141H260V140L258 139L255 143H257V142H259ZM20 142H21V141H20ZM61 142H62V140L60 141V143H61ZM107 142H108V141H107ZM107 142H106V143H107ZM146 142H147V141H146ZM146 142H145V143H146ZM150 142H151V141H150ZM156 142H157V141H156ZM156 142H155V143H156ZM194 142H195V141H194ZM235 142H236V141H235ZM262 142H263V141H262ZM14 143H15V142H14ZM16 143H18V142H16ZM25 143H26V142H24L23 144H25ZM31 143H32V142H31ZM39 143H40V141H39ZM41 143H42V142H41ZM62 143H63V142H62ZM134 143H135V142H134ZM143 143H144V142H143ZM143 143H142V144H143ZM158 143H159V142H158ZM161 143H163V142H161ZM167 143H168V142H167ZM231 143H232V142H231ZM4 144H5V142H4ZM6 144H9V143H6ZM19 144H20V143H19ZM44 144H45V143H44ZM56 144H57V146L59 147V145H58L59 143H56ZM67 144H68V143H67ZM72 144H73V142H72ZM89 144H90V143H88V145H89ZM104 144H105V143H104ZM110 144H111V143H110ZM113 144H114V143H113ZM139 144H140V143H139ZM139 144H136V145H139ZM149 144H150V143H149ZM163 144H165V143H163ZM176 144H177V143H176ZM181 144H182V143H181ZM184 144H185V142H184ZM238 144H239V143H238ZM13 145H14V144H13ZM20 145H22V144H20ZM78 145H79V142H78ZM85 145H86V142H85ZM88 145H87V146H88ZM106 145L108 146V144H106ZM157 145H158V144H157ZM179 145H180V144H179ZM198 145H199V144H198ZM220 145H221V144H220ZM240 145H241V144H240ZM250 145H251V144H250ZM3 146H4V145H3ZM9 146H10V144H9ZM30 146H31V145H30ZM30 146H29V148H30ZM36 146H37V145H36ZM41 146H42V144H41ZM41 146L39 147L38 151H39L40 149H41V151H42V149L44 148V147L41 148ZM45 146H46V145H45ZM47 146H48V145H47ZM87 146H86V147H87ZM123 146H124V145H123ZM125 146H126V145H125ZM216 146H217V145H216ZM218 146H219V145H218ZM236 146H237V145H236ZM255 146H256V148H255ZM255 146H254L253 143H252V147H251V148L254 147V148L257 149V150H258V148L260 149V147L258 146V144L255 145ZM4 147H5V146H4ZM4 147H3V150H4ZM14 147H15V146H14ZM14 147H13V149H15ZM18 147H19V146H18ZM18 147H17V148H18ZM20 147H21V146H20ZM68 147H69V146H68ZM88 147L90 148V146H88ZM96 147H97V145H96ZM96 147H95L96 150H102V149H97ZM104 147H105V146H104ZM116 147H117V146H116ZM129 147H130V146H129ZM135 147L137 148V146H135ZM162 147H163V146H162ZM175 147H176V146H175ZM175 147H173V148H175ZM198 147H200V146H198ZM248 147H249V146H248ZM0 148H2V147L0 146ZM7 148H8V145H7ZM17 148H16V149H17ZM23 148L25 149L26 146H25V147L23 146ZM29 148H27V149H29ZM37 148H38V146H37ZM76 148H78L77 145H76ZM91 148H92V146H91ZM91 148H90V149H91ZM98 148H100V147H98ZM109 148H110V147H109ZM111 148H112V147H111ZM142 148H143V147H142ZM151 148H152V146H151ZM151 148H150V149H151ZM168 148H169V147H168ZM208 148H209V147H208ZM240 148H241V147H240ZM251 148H250V150H252ZM254 148H253V149H254ZM56 149H57V148H56ZM61 149H62V148H61ZM66 149L68 150V148H66ZM78 149L81 150L80 148H78ZM92 149H93V148H92ZM107 149H108V148H107ZM112 149H113V148H112ZM112 149H109V150L111 151ZM114 149H115V147H114ZM159 149H160V148H159ZM169 149H170V148H169ZM171 149H172V148H171ZM193 149H194V148H193ZM255 149H254V151H255ZM9 150H11V149L9 148ZM18 150H21V149H18ZM32 150H33V149H32ZM34 150H35V149H34ZM36 150H37V149H36ZM43 150H45V149H43ZM75 150H76V149H75ZM75 150H74V151H75ZM82 150H84V148H83ZM85 150H86V149H85ZM103 150H104V148H103ZM105 150H106V149H105ZM132 150H133V149H132ZM136 150H137V149H136ZM138 150H139V149H138ZM191 150H192V149H191ZM217 150H218V149H217ZM221 150H222V149H221ZM246 150H248V149H246ZM257 150H256V152H257ZM261 150H263V149H261ZM22 151H23V150H22ZM22 151H21V152H22ZM27 151H28V150H27ZM41 151H39L38 153H40ZM62 151L65 152L66 150L62 149V150H61V153H62ZM77 151H78V150H77ZM87 151H88V153H89V152H91L92 150H90V151L87 150ZM87 151H86V153H85V151H84V153H85L84 155H85V156H83V158H85V159L87 158V157H86V154L88 155ZM156 151H157V150H156ZM197 151H198V150H197ZM219 151H220V150H219ZM252 151H253V150H252ZM16 152H17V151H16ZM29 152H30V151H29ZM70 152H71V151H70ZM92 152H93V151H92ZM116 152H117V151H116ZM140 152H141V151H140ZM140 152H138V155H139ZM175 152H176V151H175ZM175 152H174V153H175ZM190 152H191V151H190ZM230 152H231V151H230ZM235 152H236V151H235ZM244 152H245V151H244ZM256 152H254L253 155H254ZM259 152H260V151H259ZM263 152H264V151H263ZM263 152L261 151L262 154H263ZM24 153H25V152H24ZM32 153H33V151H32ZM32 153H31V154H32ZM49 153H50V152H49ZM68 153H69V152H68ZM68 153H67V152L63 153V156H64V154H68ZM94 153H95V152H94ZM98 153H99V151L97 152V154H98ZM103 153H104V151H103ZM143 153H144V152H143ZM145 153H146V152H145ZM165 153H166V151H165ZM203 153H204V155H205V152H203ZM228 153H229V152H228ZM251 153H252V152H251ZM251 153H249V154H251ZM6 154H7V153H6ZM18 154H19V152H18ZM22 154H23V153H22ZM26 154H27V153H26ZM29 154H30V153H29ZM33 154H34V153H33ZM36 154H37V152L35 153V155H36ZM169 154H170V153H169ZM169 154H167L168 156L165 154L166 157L169 158ZM180 154H182V153H180ZM233 154H234V153H233ZM233 154H232V156H233ZM257 154H258V152H257ZM262 154H260L261 157H262ZM11 155H12V154H11ZM11 155H10V156H11ZM35 155H32V157H33V156L36 157ZM37 155H40V154H37ZM48 155H49V154H48ZM60 155H61V154H60ZM100 155H101V154H100ZM110 155H111V154H110ZM110 155H108V156H110ZM115 155H116V154H115ZM118 155H119V154H118ZM120 155H122V154H120ZM133 155H134V154H133ZM136 155H137V154H136ZM157 155H158V154H157ZM174 155H175V154H174ZM217 155H218V154H217ZM234 155H235V154H234ZM236 155H237V154H236ZM260 155H259V156H260ZM13 156H14V155H13ZM22 156H23V155H22ZM42 156H43V153H42ZM56 156L58 157L59 155H56ZM63 156H62V157H63ZM70 156H71V155H70ZM92 156H93V155H92ZM92 156H91V161L93 162L94 160L92 159V158H93ZM103 156H104V155H103ZM105 156H106V155H105ZM122 156H123V155H122ZM140 156H141V153H140ZM149 156H150V155H149ZM172 156H173V155L171 154L170 157H172ZM188 156H189V155H188ZM19 157H20L21 160H23V159L21 158V155H20ZM25 157H26V156H25ZM46 157H47V156H46ZM49 157H51V156L49 155ZM49 157L47 158L48 160L50 159ZM60 157H61V156H60ZM64 157H65V156H64ZM68 157H69V155H68ZM112 157H113V156H112ZM114 157H115V156H114ZM120 157H121V156H120ZM134 157H135V155H134ZM150 157H151V156H150ZM183 157H184V156H183ZM207 157H208V156H207ZM233 157H235V156H233ZM254 157H255V156H254ZM261 157H260V158H261ZM0 158H1V156H0ZM7 158H8V157H7ZM12 158H13V157H12ZM14 158H15V157H14ZM30 158H31V157H30ZM36 158H38V157H36ZM36 158H32V160H33V159H36ZM42 158H43V157H42ZM42 158H40V159H42ZM83 158H82L83 161L80 159V161L83 162V164H81V163H82V162H81L80 165H86V164L84 163V162H86V161H85ZM101 158H102V157H101ZM106 158H107V157H106ZM137 158H138V157H137ZM139 158H140V157H139ZM141 158H143V156H142ZM147 158H148V156H147ZM161 158H162V157H161ZM175 158H176V156H175ZM185 158H186V157H185ZM196 158H197V157H196ZM236 158H237V157H236ZM250 158H252V157H250ZM257 158H258V156H257ZM260 158H258V160H259ZM2 159H4V158H1V160H2ZM25 159H26V158H25ZM27 159H28V158H27ZM43 159H44V158H43ZM43 159H42V161H45V160H46V159H44V160H43ZM57 159H58V158H57ZM62 159L64 160V158H62ZM94 159H95V157H94ZM96 159H99V156H98V158H96ZM96 159H95V160H96ZM108 159H110V158H108ZM118 159H119V158H118ZM144 159H145V158H144ZM205 159H206V158H205ZM234 159H235V158H234ZM263 159H264V155H263ZM263 159H262V160H263ZM9 160H10V159H9ZM13 160H15V159H13ZM29 160H30V159H28V161H29ZM59 160H60V158H59ZM86 160H87V159H86ZM102 160H103V159H102ZM119 160H120V159H119ZM147 160H148V159H147ZM150 160H151V159H150ZM161 160H162V159H161ZM171 160H172V158L170 159V161H171ZM176 160H178V159H176ZM181 160H182V159H181ZM181 160H180V161H181ZM196 160H197V159H196ZM237 160H238V159H237ZM5 161H6V160H5ZM7 161H8V160H7ZM10 161H11V160H10ZM36 161H37V160H36ZM61 161H62V160H61ZM88 161H89V160H88ZM88 161H87V162H88ZM112 161H113V160H112ZM168 161H169V160H168ZM172 161H173V160H172ZM183 161H184V160H183ZM199 161H200V160H199ZM242 161H243V160H242ZM263 161H264V160H263ZM263 161H262V162H263ZM16 162H18V160H17ZM37 162L40 163L39 161H37ZM45 162H46V161H45ZM45 162H44V163H45ZM50 162L55 163L53 160H51ZM95 162H96V161H94V163H95ZM114 162H115V161H114ZM146 162H147V161H146ZM163 162H164V161H163ZM196 162H197V161H196ZM247 162H248V161H246V163H247ZM259 162H260V161H259ZM4 163H5V162H4ZM7 163H8V162H7ZM34 163H35V162H34ZM34 163H33V164H34ZM38 163H37V164H38ZM44 163H43V162L40 163L41 166H42V164H44ZM48 163H49V161H48ZM48 163L46 162V165H48ZM53 163H52V165H53ZM58 163L61 164L60 161H59ZM58 163H57V165L59 166ZM98 163H100V162L98 161V162H96L94 165H98ZM106 163H108L107 160H106ZM116 163H117V161H116ZM118 163H119V161H118ZM118 163H117V164H118ZM137 163H138V162H137ZM137 163H136V164H137ZM144 163H145V162H144ZM166 163H167V162H166ZM168 163H169V162H168ZM178 163H179V161H178L177 163L175 162L176 165H175V166L173 165V166L176 167ZM207 163H208V162H207ZM1 164H2V163H1ZM9 164H10V163H9ZM19 164H21V163H19ZM24 164H27V163H25V161H24ZM30 164H31V161H30ZM40 164L36 165V163H35L36 168H37V166H38L37 169H39V168L41 167ZM49 164H51V163H49ZM128 164H129V163H128ZM130 164H131V163H130ZM138 164H139V163H138ZM141 164H142V162H141ZM152 164H154V163H152ZM152 164H150V162H149V165H152ZM172 164H173V162H172ZM182 164H183V163H182ZM182 164H181V165H182ZM197 164H198V163H197ZM230 164H231V163H230ZM10 165H11V164H10ZM10 165H9V166H10ZM14 165H15V163H13L12 166H14ZM17 165H18V164H16V166H17ZM21 165H22V164H21ZM27 165H28V164H27ZM68 165L72 167V164H68ZM76 165H77V164H74V166H76ZM78 165H79V164H78ZM80 165H79V166H80ZM88 165H90V163H88ZM94 165L92 164L91 168H92ZM131 165H132V164H131ZM131 165H126V166H131ZM139 165H140V164H139ZM143 165H144V164H142V166H143ZM145 165H146V164H145ZM170 165H171V164H170ZM170 165H168V166L170 167ZM179 165H180V164H179ZM179 165H178V166H179ZM185 165H186V164H185ZM247 165H248V164H247ZM247 165H246V166H247ZM252 165H253V163H252ZM263 165H264V164H263ZM12 166H11V168H12ZM19 166H20V165H19ZM19 166L16 167V168H19V169H20ZM25 166H26V165H25ZM39 166H40V167H39ZM100 166H101V165H100ZM108 166H109V165H108ZM134 166H136V165H134ZM165 166H166V165H165ZM168 166H167V167H168ZM171 166H172V165H171ZM178 166H177V167H178ZM230 166H231V165H230ZM244 166H245V165H244ZM246 166H245V167H246ZM248 166H249V165H248ZM21 167H22V166H21ZM34 167H35V166H34ZM46 167H47V166H45V169H46ZM83 167H84V166H83ZM109 167H111V164H110ZM114 167L116 168V167H119V166H114ZM120 167H121V165H120ZM136 167H137V166H136ZM152 167L154 168L155 166L153 165ZM152 167L149 166V168H152ZM167 167H166V168H167ZM181 167H182V166H181ZM181 167H180V168H181ZM185 167H186V166H185ZM232 167H233V166H232ZM16 168H15V169H16ZM22 168H23V167H22ZM22 168H21V169H22ZM24 168H25V167H24ZM43 168H44V167H43ZM69 168H70V167H69ZM80 168H81V166H80ZM91 168H90V169H91ZM93 168H94V167H93ZM103 168H104V167H103ZM139 168H140V167H139ZM149 168H146V169H149ZM235 168H236V167H235ZM251 168H253V167H251ZM251 168H250V169H251ZM260 168H261V167H260ZM260 168H259V169L257 168L258 173L261 172V171H260V170H261ZM262 168H264V166H262ZM7 169H8V168H7ZM9 169H10V168H9ZM29 169H31V168H29ZM47 169H48V168H47ZM52 169H54V168H52ZM63 169H64V168H63ZM75 169H76V168H75ZM85 169H86V167H85ZM96 169H98V168L96 167ZM105 169H106V168H105ZM134 169H135V168H134ZM136 169H137V168H136ZM140 169H141V168H140ZM160 169H161V168H160ZM164 169H165V168H164ZM185 169H186V168H185ZM189 169H190V168H189ZM200 169H201V168H200ZM17 170H18V169H17ZM49 170H50V169H49ZM77 170H79V169H77ZM88 170H89V168H88ZM94 170H95V169H94ZM100 170H101V169H100ZM102 170H103V169H102ZM110 170H112V169H110ZM117 170H118V168H117ZM119 170H120V169H119ZM127 170H128V169H127ZM132 170H133V169H132ZM142 170H143V169H142ZM151 170H152V169H151ZM154 170H155V169H154ZM166 170H167V169H166ZM171 170H173V167H172ZM175 170H176V169H175ZM177 170L180 171V169H177ZM177 170H176V173H178ZM209 170H210V169H209ZM245 170H246V169H245ZM255 170H256V169H255ZM262 170H263V169H262ZM12 171H13V170H12ZM18 171H19V170H18ZM23 171H25V172H23V173H24L25 176H26V170H23ZM32 171H33V170H32ZM37 171H38V170H37ZM42 171H45V170L42 169ZM42 171L39 172V173H42ZM51 171H52V170H51ZM65 171H66V170H65ZM67 171H70V170H68V168H67ZM72 171H74V170H72ZM75 171H76V170H75ZM95 171H96V170H95ZM95 171H94V172H95ZM115 171H116V170H115ZM120 171H121V170H120ZM125 171H126V169H125ZM128 171H129V170H128ZM143 171H144V170H143ZM149 171H150V170H149ZM152 171H153V170H152ZM164 171H165V170H164ZM181 171H183V170L181 169ZM181 171L179 172V175L181 174L182 177H181V176H180V177H181V180H183V179H182V178H184L183 175H186V174H184L185 171H183V174L181 173ZM187 171H188V169H187ZM194 171H195V170H194ZM253 171H254V170H253ZM6 172H7V171H6ZM21 172H22V171H21ZM35 172H36V169H35ZM47 172H48V170H47ZM60 172H62V170H61ZM63 172H64V171H63ZM82 172H84V169H83ZM87 172H88V171H87ZM91 172H93V171L91 170ZM101 172H102V171H101ZM101 172H100V174H101ZM109 172H110V171H109ZM122 172H124V170H122ZM132 172H134V171H132ZM139 172H141V171L139 170ZM147 172H148V170H147ZM155 172H156V171H155ZM157 172H158V171H157ZM191 172H192V171H191ZM203 172H204V171H203ZM250 172H251V171H250ZM10 173H12V172H10ZM23 173H22V174H23ZM36 173H38V172H36ZM79 173H80V172H79ZM84 173H85V174H89V173H86V172H84ZM116 173H117V172H116ZM119 173H120V172H119ZM119 173H118V174H119ZM128 173H129V172H128ZM145 173H146V172H145ZM150 173H151V172H150ZM152 173H153V172H152ZM166 173H167V172H166ZM168 173H169V172H168ZM172 173H175V171H173ZM187 173H188V172H187ZM193 173H194V172H193ZM205 173H207V172H205ZM262 173H263V172H261V174H262ZM12 174H13V173H12ZM16 174H17V173H16ZM27 174H28V173H27ZM49 174H50V173H49ZM66 174H67V173H66ZM70 174L73 175V173H71V171H70ZM90 174H91V173H90ZM126 174H127V173H125V175H126ZM129 174H130V173H129ZM138 174H139V173H138ZM141 174H142V173H141ZM148 174H149V173H148ZM154 174H155V173H154ZM158 174H159V173H158ZM170 174H171V173H170ZM170 174H169V176H170ZM214 174H216V173H214ZM253 174H255V172H254ZM28 175H29V174H28ZM32 175L34 176L35 173H33ZM42 175H43V174H41V176H42ZM45 175H48V173L46 174V172H45ZM45 175H43V176H45ZM80 175H81V174H80ZM80 175H79V176H80ZM94 175H96V172H95V174L92 173V175H90V176H94ZM113 175H114V174H113ZM123 175H124V174H123ZM132 175H133V174H132ZM135 175H136V174H135ZM150 175H152V174H150ZM159 175H160V174H159ZM163 175H165V174H163ZM166 175H168V174H166ZM172 175H173V174H171V177H173V176L175 177V176H176V175H173V176H172ZM177 175H178V174H177ZM206 175H207V174H206ZM259 175H260V174H259ZM23 176H24V175H23ZM69 176H71V175H69ZM76 176H77V175H76ZM108 176H109V174H108ZM108 176H107V177H108ZM119 176H120V174H119ZM133 176H134V175H133ZM133 176H132V177H133ZM145 176H146V174L144 175V177H145ZM153 176H154V175H153ZM169 176H168V177H169ZM207 176H208V175H207ZM233 176H234V175H233ZM254 176H255V175H253V177H254ZM260 176H261V175H260ZM260 176H259L258 178H260ZM262 176H263V175H262ZM26 177H27V176H26ZM35 177H36V176H35ZM45 177H46V176H45ZM71 177H72V176H71ZM71 177H69V178H71ZM83 177H84V176H82V178H83ZM88 177H89V175H88ZM122 177H123V176H122ZM125 177H126V176H125ZM128 177H131V174H130V176L128 175ZM132 177H131V178H132ZM135 177H136V176H135ZM135 177H133V178L136 179ZM140 177H141V175H140ZM149 177H150V176H149ZM151 177H152V176H151ZM151 177H150V178H151ZM158 177H159V176H158ZM168 177H166V179H167ZM180 177H179V178H180ZM190 177H191V176H190ZM69 178H68V179H69ZM80 178H81V177H80ZM95 178H96V177H94V179H95ZM126 178H127V177H126ZM169 178H170V177H169ZM175 178H176V177H175ZM196 178H197V177H196ZM255 178H257V177H254L253 181H255ZM11 179H12V178H11ZM34 179H35V178H34ZM38 179H39V178H38ZM38 179H36V180H38ZM40 179H41V178H40ZM40 179H39V180H40ZM65 179H66V178H65ZM73 179H74V178H73ZM86 179H88V178H86ZM105 179H106V178H105ZM107 179H108V178H107ZM114 179H116V178H114ZM124 179H125V178H124ZM148 179H149V178H148ZM154 179H159V180H160L161 178H160V177H159V178H155V176H154ZM163 179H164V180H163ZM166 179H165V178H162L163 181H159V182H161V185H164V188H165V184L167 185V183H172V184L174 183V182H169L170 180L167 179V180H169V181H168L167 183L163 184V182H166V181H165ZM209 179H211V178H209ZM209 179H208V180H209ZM237 179H238V178H237ZM260 179H262V178H260ZM260 179H259V180H260ZM32 180H33V177H32ZM91 180H93V179H91ZM97 180H98V179H96V181H97ZM126 180H127V179H126ZM129 180H131V179H129ZM129 180H128V181H129ZM137 180H138V179H137ZM137 180H136V183H137ZM140 180H141V178H140ZM171 180H172V179H171ZM179 180H180V179H179ZM179 180H177V181H179ZM181 180H180V181H181ZM187 180H188V179L186 178V183L184 182L185 185L188 184L187 182H189V180H188V181H187ZM190 180H191L190 182H192V179H190ZM212 180H213V178H212ZM63 181H64V180H63ZM65 181H66V180H65ZM65 181H64V182H65ZM70 181H71V180H70ZM73 181H74V180H72V183H73ZM131 181H132V180H131ZM143 181H144V180H143ZM143 181H140V183H141V187H142V185H143V183H142ZM184 181H185V180H184ZM239 181H240V179H239ZM256 181H258V180H256ZM39 182H40V181H39ZM79 182H80V180H79ZM79 182H76L77 186H78V183H79ZM81 182L83 183L82 180H81ZM97 182H98V181H97ZM99 182H100V181H99ZM114 182H115V181H114ZM119 182H120V180H119ZM145 182H146V181H145ZM202 182H203V181H202ZM34 183H36V182H34ZM37 183H38V182H37ZM70 183H71V182H70ZM84 183H85V181H84ZM87 183H88V182H87ZM90 183H91V182H90ZM92 183H94V182H92ZM138 183H139V181H138ZM149 183H150V182H149ZM179 183H180V182H179ZM207 183H208V182H207ZM237 183H238V182H237ZM237 183H236V184H237ZM247 183H248V182H247ZM250 183H251V182H250ZM253 183H254V182H253ZM253 183H251V184H253ZM10 184H11V183H10ZM73 184H74V183H73ZM80 184H81V183H80ZM144 184H145V183H144ZM157 184H158V182H157ZM157 184H156V186H157ZM190 184H192L191 186H193V183H190ZM190 184H189V185H190ZM236 184H235V185H236ZM242 184H243V183H242ZM35 185H36V184H35ZM35 185H33V186H35ZM64 185H65V184H64ZM67 185H68V182H67V184L65 185V187H66ZM110 185H111V184H110ZM110 185H109V187H110ZM114 185H115V184H114ZM117 185H118V183H117ZM121 185H123V184H121ZM150 185H151V183H150ZM159 185H160V184H159ZM185 185H184V186H185ZM194 185H195V184H194ZM209 185H210V184H209ZM209 185H207V186H209ZM232 185H233V184H232ZM239 185H240V184H239ZM30 186H31V184H30ZM57 186H58V185H57ZM59 186H60V185H59ZM69 186H71V185L69 184ZM74 186L77 187L76 185H74ZM81 186H82V185H81ZM85 186H86V185H85ZM89 186H90V184H89ZM104 186L106 187L105 184H104ZM133 186H134V185H133ZM146 186H147V185H146ZM167 186H168V185H167ZM173 186H174V185H173ZM182 186H183V185H181L180 187L182 188ZM62 187H63V186H62ZM65 187H64V188H65ZM71 187H73V186H71ZM79 187H80V185H79ZM82 187H83V186H82ZM97 187H98V186H97ZM102 187H103V186H102ZM111 187H112V186H111ZM111 187H110V188L107 187V188H108L107 190L111 189ZM126 187H127V186H126ZM126 187H125V188H126ZM128 187H129V183H128ZM135 187H137V186H135ZM135 187H134V188H135ZM139 187H140V186H139ZM143 187H144V186H143ZM143 187H142V188H143ZM151 187H152V186H151ZM154 187H155V186L153 185V189L155 190ZM170 187H171V185H170ZM175 187H176V186H175ZM186 187H187V186H186ZM212 187H213V186H212ZM215 187H216V186H215ZM240 187H242V186H238V189H239V190H237V191H241V190H240V189H241ZM30 188H31V187H30ZM66 188H67V187H66ZM66 188H65V190H66ZM116 188H117V187H116ZM125 188H124V189H125ZM131 188H132V187H131ZM146 188H147V187H146ZM146 188H143L145 192H146V190H145ZM159 188H160V186H159ZM167 188H169V186H168ZM236 188H237V187H236ZM56 189H57V190H56ZM56 189H55V191L58 192V187H57ZM61 189H62V188H61ZM61 189H59V190H61ZM68 189H70V188L68 187ZM71 189L73 190V188H71ZM83 189H85V188H82V191H84ZM98 189H99V188H98ZM113 189H114V188H113ZM117 189H118V188H117ZM117 189H114V190H116L115 192H117ZM119 189H120V188H119ZM119 189H118V190H119ZM121 189H122V188H121ZM136 189H137V188H136ZM149 189H150V192H151V189H152V188H149ZM160 189H162V188H160ZM183 189H184V188H183ZM186 189H187V188H186ZM188 189H189V191L191 192L192 190H190V189H193V188L189 187ZM195 189H196V192H197L198 186H197ZM234 189H235V188H234ZM75 190H79V188H78V189H75ZM89 190H90V189H89ZM95 190H96V189H95ZM125 190H126V189H125ZM127 190H128V189H127ZM127 190H126L125 192H127ZM129 190H130V189H129ZM129 190H128V191H129ZM147 190H148V188H147ZM154 190H152V191L154 192ZM156 190L158 191V188H157ZM162 190H163V189H162ZM175 190H176V188H175ZM178 190H179V189H178ZM193 190H194V189H193ZM202 190H203V189H202ZM235 190H236V189H235ZM53 191H54V190H52V193H51L52 195L50 194L51 197L53 196ZM55 191H54V192H55ZM82 191H81V192H82ZM105 191H106V190H105ZM105 191H104V192H105ZM138 191H139V190H138ZM138 191H136V192L138 193ZM141 191H142V190H141ZM159 191H160V190H159ZM159 191H158L157 193H156V192H155V193H156V194H159ZM163 191H164V190H163ZM211 191H212V190H211ZM56 192H55V194H56ZM65 192H66V191H65ZM65 192H64V193H65ZM71 192H72V191H71ZM88 192H89V191H88ZM99 192H100V191H99ZM112 192H113V191H112ZM125 192H124L123 195H126ZM132 192H133V191H132ZM134 192H135V191H134ZM148 192H149V190H148ZM169 192H170V191H169ZM169 192H166V193L163 192V193H165L166 196H167L168 194H173V193H169ZM177 192H178V191H177ZM190 192H189V193H190ZM193 192H194V191H193ZM193 192H192V193H193ZM196 192H194L193 194L190 193V197H191L192 195H194ZM204 192H205V191H204ZM213 192H214V191H213ZM59 193H60V192H59ZM61 193H62V192H61ZM64 193H63V194H64ZM72 193H73V192H72ZM75 193H76V192H74V195H75ZM79 193H80V192H79ZM90 193H91V194L93 193L92 190H90ZM119 193H120V192H119ZM119 193H118V194H119ZM121 193H122V192H121ZM127 193H128V192H127ZM161 193H162V192H161ZM167 193H168V194H167ZM257 193H258V192H257ZM1 194H2V193H1ZM55 194H54V195H55ZM57 194H58V193H57ZM68 194H69V192H68ZM107 194H108V193H107ZM109 194H110V193H109ZM111 194H112V193H111ZM111 194H110V195H111ZM113 194H114V193H113ZM130 194H132V193H130ZM140 194H141V193H140ZM140 194H138L139 196H138L137 198H136V196H135V195H136L135 193H134V195L132 194L133 196L131 195V197L128 196V197L126 198L127 195H126V196H123L124 198H126V200H128V202H129L130 199H131V201H133V202H131V201L129 202V203H131V204H129V206H128V203H127V204H126V203H125V204L123 203V205H127L126 208H128V207H129V208H131V207L134 208L133 206H135V204H137L136 206H138V204H139V206H140L141 204H142V205H145V203L148 201V198L145 197V198L147 199V201H145L146 199L144 200V199H143L144 197L140 196ZM175 194H176V193L174 192V195H173V196H175ZM178 194H179V193H178ZM178 194H176L175 197L178 196V197L182 198V197H181V196H182L181 193H180L179 195H178ZM197 194H198V193H197ZM197 194H195V195H197ZM207 194H208V192H207ZM237 194H238V193H237ZM239 194H240V193H239ZM46 195L48 196V194H46ZM64 195H67V194H64ZM71 195L73 196V194H71ZM76 195L79 197L78 194H76ZM76 195H75V196H76ZM84 195H85V193H84ZM84 195H83V197H84ZM119 195H120V194H119ZM141 195H142V194H141ZM152 195H154V194H152ZM180 195H181V196H180ZM199 195H200V194H199ZM203 195H204V194H203ZM210 195H211V194H210ZM58 196H59V195H58ZM58 196H57V197H58ZM60 196H61V194H60ZM75 196H74V197H75ZM85 196H86V195H85ZM102 196H103V195H102ZM111 196H112V195H111ZM115 196H116V195H115ZM145 196H146V195H145ZM170 196H171V195L167 196V197L170 198V199H168V200H170V203H168L167 200H166V201H167V203H168L169 205H171V208H172V202H174V203H176V202H175V199H174V201H172V200H173L172 198H174V197H173V196L170 197ZM225 196H226V195H225ZM238 196H239V195H238ZM57 197H55V198L57 199ZM139 197H142V198H139ZM150 197H152V196H149V199H150ZM162 197H163V195H162ZM162 197H161V198H162ZM186 197H187V196H186ZM192 197H193V196H192ZM195 197H196V196H194V198H195ZM206 197H207V196H206ZM231 197H232V196H231ZM260 197H261V196H260ZM260 197H259V198H260ZM46 198H47V197H46ZM55 198H54V200H55ZM58 198H59V197H58ZM65 198H66V197H65ZM79 198H80V197H79ZM81 198H82V197H81ZM89 198H90V197H89ZM117 198H118V197H117ZM128 198H130V199H128ZM132 198H134V200H135V198H136V199L139 198L140 200L145 201V203L143 204V201H141V204H140V202H139L140 200H139V199H138V202H136V201L134 202V200H132ZM194 198H193V200H194ZM197 198H198V197H197ZM0 199H1V198H0ZM40 199H41V198H40ZM49 199H50V198H49ZM49 199H48V200H49ZM51 199H52V198H51ZM60 199H61V197H60ZM66 199H67V198H66ZM66 199H65V200H66ZM85 199H86V197H84V200H85ZM91 199H92V198H91ZM91 199H90V201H92ZM94 199H95V198H94ZM99 199H101V198H99ZM103 199H104V198H103ZM119 199H120V198H119ZM165 199H166V198H165ZM171 199H172V200H171ZM178 199H179V198H178ZM189 199H190V198H189ZM207 199H208V198H207ZM227 199H228V198H227ZM48 200H47V201H48ZM54 200H52V201H54ZM97 200H98V198H97ZM101 200H102V199H101ZM101 200H99L98 202H102ZM113 200H114V199H113ZM122 200H124V199H122ZM122 200H120V201H122ZM150 200H151V199H150ZM150 200H149V201H150ZM162 200H164V197L162 198ZM162 200H161V201H162ZM191 200H192V199H191ZM193 200H192V202L196 201V200H194V201H193ZM241 200H242V199H241ZM2 201H3V200H2ZM7 201H8V200H7ZM7 201H6V202H7ZM9 201H10V200H9ZM45 201H46V200H45ZM50 201H51V200H50ZM55 201H56V200H55ZM66 201H67V200H66ZM75 201H76V199H75ZM79 201H80V200H79ZM95 201H96V200H95ZM107 201H108V200H107ZM118 201H119V200H118ZM152 201H154V200H152ZM152 201H151V202H152ZM198 201H199V200H198ZM206 201H207V200H206ZM224 201H225V199H224ZM59 202H60V201H59ZM59 202H58V203H59ZM62 202H63V201H62ZM68 202H69V201H68ZM77 202H78V201H77ZM98 202H97V204H98ZM103 202H106V201H103ZM124 202H125V201H124ZM222 202H223V201H222ZM229 202H230V201H229ZM51 203H52V202H51ZM54 203L56 204V202H54ZM58 203H57V204H58ZM65 203H66V202H65ZM78 203H79V202H78ZM94 203H95V202H94ZM107 203H108V202H106L105 204H107ZM111 203H112V201H111ZM111 203H110V204H111ZM121 203H122V202H121ZM132 203H133L134 205L130 207V205H132ZM147 203H148V202H147ZM147 203H146V206H141V207H142V208L145 207V209H146V207H147L148 204H149V203H148V204H147ZM153 203H154V202H153ZM155 203H157V202H155ZM167 203H166V204L163 203V205H164V204H165V205H168ZM177 203H178V202H177ZM196 203H197V201H196ZM230 203H233V202H230ZM230 203H229V204H230ZM0 204H2V203H0ZM52 204H53V203H52ZM55 204H54V206H55ZM61 204H63V203H61ZM102 204H103V203H100L99 205L101 206ZM110 204H109V205L107 204V205L109 206V208H110V206H115L114 204H111V205H110ZM150 204H152V203H150ZM189 204H190V203H189ZM103 205H104V204H103ZM157 205H158V204H157ZM165 205H164V206H165ZM178 205H180V203H179ZM178 205H177V209L179 208ZM181 205H182V204H181ZM181 205H180V206H181ZM197 205H198V204H197ZM208 205H209V204H208ZM230 205L232 206V204H230ZM230 205H227V206H230ZM0 206H1V205H0ZM150 206H151V205H150ZM154 206H155V204H154ZM160 206H161V205H160ZM160 206H159V207H160ZM231 206H230V209H232ZM10 207H11V206H10ZM101 207H102V206H101ZM116 207H117V206H116ZM120 207H122V206H120ZM124 207H125V206H124ZM148 207H149V206H148ZM156 207H157V206L154 207V210H155V211L158 210V208H157V210L155 209ZM165 207L167 208L168 206H165ZM173 207H174V204H173ZM222 207H223V206H222ZM263 207H264V206H263ZM54 208H55V207H54ZM77 208H78V207H77ZM105 208H106V206H105ZM129 208H128V209H129ZM142 208H141V210H142ZM149 208H150V207H149ZM152 208H153V207H152ZM162 208H163V206H162ZM162 208H161V211H160V212H161V214L163 213V215H161L160 212H158V213H159V215H160V216L163 218V220H164V218L167 217L166 215H168V213L165 214V213L163 212L164 210L162 211ZM169 208H170V207H169ZM2 209H4V208H2ZM56 209H57V208H56ZM97 209H99V208H97ZM114 209H115V207H114ZM117 209H118V208H117ZM134 209H138V208H134ZM145 209H144V210H145ZM147 209H148V208H147ZM174 209H176V208H174ZM181 209H183V208L181 207ZM185 209H186V208H185ZM12 210H13V209H12ZM77 210L80 211V212L83 211V212H85V213H89L88 215H90V219H92V218H91V213H92V212H95V210H94L90 205H86V204H82V205H80V209H77ZM111 210H112V209H111ZM131 210H132V211H135V212L137 211V210H133V209H131ZM141 210H140V211H141ZM152 210H153V209H152ZM172 210H173V209H172ZM179 210H180V209H179ZM197 210H198V209H197ZM232 210H233V209H232ZM98 211L100 212V210H98ZM112 211H114V210H112ZM155 211H154V212H155ZM189 211H190V210H189ZM224 211H225V210H224ZM230 211H231V210H230ZM102 212H103V211H102ZM106 212H107V211H106ZM106 212H105V213H106ZM137 212H139V211H137ZM137 212H136V213H137ZM141 212H142V211H141ZM143 212H144V211H143ZM154 212H152V213H154ZM165 212H167V211L165 210ZM181 212H182V211H181ZM187 212H188V211H187ZM187 212H186V213H187ZM125 213H126V212H125ZM155 213H156V212H155ZM183 213L186 214L185 211H183ZM196 213H197V212H196ZM227 213H228V212H227ZM17 214H18V213H17ZM82 214H83V213H82ZM100 214H101V212H100ZM107 214H108V213H107ZM107 214H105V215H107ZM109 214H110V213H109ZM109 214H108V215H109ZM128 214H130V213H128ZM149 214H151V213H149ZM156 214H157V213H156ZM156 214H155V215H156ZM184 214H183V215H184ZM256 214H257V212H256ZM7 215H8V214H7ZM9 215H10V213H9ZM19 215H20V214H19ZM68 215H69V214H68ZM116 215H117V214H116ZM120 215H121V214H120ZM122 215H123V214H122ZM124 215H125V214H124ZM164 215H165V216H164ZM197 215H199V214H197ZM0 216H1V215H0ZM84 216H85V215H84ZM93 216H94V215H93ZM131 216H132V215H131ZM135 216H137V215H135ZM135 216H134V217H135ZM156 216H157V215H156ZM163 216H164V217H163ZM173 216H174V215H173ZM195 216H196V215H195ZM69 217H70V215H69ZM101 217H102V216H98L97 218H101ZM110 217H111V216H110ZM118 217H119V216H118ZM122 217H123V216H122ZM134 217H133V218H134ZM147 217H148V216H147ZM150 217H151V216H150ZM152 217H153V216H152ZM170 217H171V216H170ZM174 217H176V216H174ZM177 217H178L177 220L174 219V220H175V223H176V224H177V223L181 224L180 222H176V221L179 220V216H177ZM199 217H200V216H199ZM203 217H204V216H203ZM22 218H23V217H22ZM74 218H75V217H74ZM74 218L72 217V219H74ZM103 218H104V217H103ZM103 218H102V219H103ZM111 218H112V217H111ZM111 218H108L107 220L109 221V219H111ZM123 218L126 219V218H128V217H125V216H124ZM156 218H157V217H156ZM162 218L160 219V217H159L160 220H162ZM184 218H185V217H184ZM196 218H197V216H196ZM196 218H195V219H196ZM70 219H71V218H70ZM85 219H86V218H85ZM95 219H96V218H95ZM95 219H93V220H95ZM105 219H106V218H105ZM118 219H119V218H118ZM118 219H116V220H118ZM150 219H152V218H150ZM159 219H158V220H159ZM165 219H166V218H165ZM189 219H190V218H189ZM191 219H192V218H191ZM74 220H76V219H74ZM116 220H115V221H116ZM119 220H121V218H120ZM160 220H159V221H160ZM163 220L161 221V222H162L161 225L164 224V223H163ZM167 220H168V222H169V216H168V219H167ZM174 220H173V222H174ZM197 220L199 221V219H197ZM21 221H22V220H21ZM70 221H71V220H70ZM77 221H78V220H77ZM86 221H87V220H86ZM86 221H85V222H86ZM96 221H97V223H98V219H96ZM108 221H107V222H108ZM111 221L113 222L114 220H111ZM111 221H110V222H111ZM123 221H124V220H122V221H120V222H123ZM125 221H126V220H125ZM129 221H130V220H129ZM143 221H144V220H143ZM164 221H166V220H164ZM180 221H181V219H180ZM195 221H196V220H195ZM201 221H202V220H201ZM79 222H80V221H79ZM79 222H78V223H79ZM104 222H105V220H104ZM116 222H117V221H116ZM126 222H127V221H126ZM126 222H125V223H126ZM133 222H134V221H133ZM133 222H132V223H133ZM146 222H147V221H146ZM155 222H156V221H155ZM181 222H182V221H181ZM31 223H32V222H31ZM31 223H30V224H31ZM83 223H84V222H83ZM87 223H88V222H87ZM94 223H95V222H94ZM94 223H92V224L94 225ZM113 223H115V222H113ZM117 223H118V222H117ZM135 223H136V222H135ZM141 223H142V222H141ZM182 223H183V222H182ZM15 224H16V223H15ZM15 224H14V225H15ZM30 224H29V225H30ZM63 224L65 225L66 223L63 222ZM67 224H68V222H67ZM67 224H66V225H67ZM71 224H72V226H74L73 223H70L69 225H71ZM79 224H80V223H79ZM85 224H86V223H85ZM109 224H110V223H109ZM130 224H131V223H130ZM155 224H156V223H155ZM169 224H170V225H168V224L166 225V224H165L164 226H167V227H169V226H177V225H175V224H171V222H169ZM202 224H203V223H202ZM7 225H8V224H7ZM76 225H77V224H76ZM76 225H75L74 227H76ZM83 225H84V224H83ZM101 225H103V224H101ZM113 225H114V224H113ZM119 225H120V224H119ZM144 225H146V224H144ZM217 225H218V224H217ZM8 226H9V225H8ZM10 226H11V225H10ZM77 226H78V225H77ZM80 226H81V224H80ZM95 226L97 227V224H95ZM98 226H99V225H98ZM114 226H115V225H114ZM131 226H132V225H131ZM139 226H141V225H139ZM148 226H149V225H148ZM15 227H16V225H15ZM18 227H19V225H18ZM22 227H23V226H22ZM36 227H37V226H36ZM101 227H102V226H101ZM103 227H104V226H103ZM123 227H124V226H123ZM132 227H133V226H132ZM132 227H131V228H132ZM146 227H147V225H146ZM149 227H150V226H149ZM8 228H9V227H8ZM30 228H31V227H30ZM77 228H78V227H77ZM79 228H80V227H79ZM81 228H85L84 230L86 231V229H87L88 227L86 228V225H85V226H82ZM97 228H98V227H97ZM105 228H107V227H105ZM128 228H129V227H128ZM144 228H145V227H144ZM151 228H152V227H151ZM151 228H150V229H151ZM164 228H165V227H164ZM173 228H175V227H173ZM176 228H177V227H176ZM209 228H210V227H209ZM9 229H10V228H9ZM13 229H14V228H13ZM16 229L18 230V228H16ZM28 229H29V228H28ZM36 229H37V228H36ZM70 229H71V227H70ZM75 229H76V228H75ZM93 229H94V228H93ZM114 229H115V228H114ZM114 229H113V230H114ZM134 229H135V228H134ZM154 229H155V228H154ZM154 229H153V230H154ZM180 229H181V228H180ZM180 229H177L176 234L179 233L178 230H180ZM211 229H212V228H211ZM22 230H23V229H22ZM26 230H27V229H26ZM32 230H33V229H32ZM40 230H41V229H40ZM72 230H74V229H72ZM84 230H83V231H84ZM100 230H101V233H102V230H103V229H100ZM110 230H111V229H110ZM115 230H117V229H115ZM115 230H114V231H115ZM124 230L126 231L127 229H124ZM132 230H133V229H132ZM135 230H136V229H135ZM138 230H139V228H138ZM140 230H141V229H140ZM166 230H168V229H166ZM170 230H171V229H170ZM14 231H15V230H14ZM36 231H37V230H36ZM77 231H78V230H77ZM77 231H76V232H77ZM80 231L82 232L81 229L79 230V233H81ZM120 231H122V230L117 231V233L120 232ZM142 231H143V230H142ZM145 231H146V230H144V233H146ZM148 231H149V229H148ZM150 231H151V230H150ZM218 231H219V230H218ZM18 232L20 233L21 231H18ZM30 232H31V230H30ZM97 232H98V231H97ZM111 232H112V231H111ZM123 232H124V231H123ZM126 232H127V231H126ZM154 232H155V231H154ZM209 232H210V231H209ZM19 233H18V234H19ZM32 233H33V232H32ZM77 233H78V232H77ZM85 233H86V232H85ZM85 233H84V234H85ZM101 233L99 234V236L101 235ZM106 233H107V232H106ZM114 233H116V232H114ZM132 233H134V231H133ZM139 233H141V232H139ZM144 233L142 232V235H143ZM167 233H168V232H167ZM172 233H173V232H172ZM218 233H220V231H219ZM14 234H15V233H14ZM14 234H13V235H14ZM21 234H22V232H21ZM28 234H29V233H28ZM84 234H83V235H84ZM103 234H104V233H102V236H103ZM151 234H152V233H151ZM170 234H171V233H170ZM211 234H212V233H211ZM9 235H10V234H9ZM24 235H25V234H24ZM40 235H41V232H40ZM91 235H92V233H91ZM106 235H107V234H106ZM111 235H112V234H111ZM120 235H121V233H120ZM120 235H119V236H120ZM147 235H148V234H146L145 237H146ZM173 235H174V233H173ZM7 236H8V235H7ZM7 236H6V237H7ZM15 236L17 237V233H16ZM46 236H47V235H46ZM92 236H93V235H92ZM94 236H95V235H94ZM102 236H101V237H102ZM104 236H105V235H104ZM108 236H109V232H108L107 237H108ZM154 236H155V235H154ZM31 237H32V236H31ZM96 237H97V236H96ZM115 237H117V234L115 235ZM145 237H144V239H146ZM147 237H150V235H148ZM7 238H8V237H7ZM14 238H15V237H14ZM22 238H24V237H22ZM40 238H41V237H40ZM120 238H121V237H120ZM120 238H119V239H120ZM127 238H128V237H127ZM29 239H31V238L29 237ZM32 239H34V238H32ZM32 239H31V240H32ZM107 239H108V238H107ZM114 239H116V238H114ZM142 239H143V238H141V241H142ZM157 239H158V238H157ZM5 240H7V239H5ZM12 240H13V239H12ZM26 240H27V239H26ZM31 240H30V241H31ZM43 240H44V239H43ZM112 240H113V239H111V241H112ZM117 240H118V239H117ZM122 240H123V239H122ZM125 240H126V239H125ZM27 241H28V240H27ZM41 241H42V240H41ZM41 241H40V243H41ZM108 241H109V240H108ZM120 241H121V240H120ZM132 241H133V240H132ZM5 242H6V241H5ZM24 242H25V241H24ZM31 242H32V241H31ZM42 242H44V241H42ZM116 242H117V241H116ZM21 243H22V242H21ZM47 243H48V242H47ZM51 243H52V242H51ZM53 243H54V242H53ZM119 243H121V242H119ZM135 243H136V242H135ZM212 243H213V242H212ZM17 244H18V243H17ZM25 244H26V243H25ZM32 244H33V243H32ZM49 244H50V242H49ZM133 244H134V243H133ZM218 244H219V243H218ZM1 245H2V243H1ZM28 245H29V244H28ZM33 245H34V244H33ZM46 245H47V244H46ZM51 245H52V244H51ZM51 245H50V246H51ZM17 246H18V245H17ZM19 246H20V245H19ZM181 246H182V245H181ZM203 246H204V245H203ZM43 247L45 248V245H44ZM43 247H41V248L43 249ZM47 248H48V247H47ZM60 248H61V247H60ZM207 248H208V247H207ZM21 249H22V247H21ZM31 249H32V248H31ZM11 250H12V249H11ZM29 250H30V249H29ZM33 250H36V249H33ZM44 250H45V249H44ZM184 250H185V249H184ZM26 251H27V250H26ZM42 251H43V250H42ZM42 251H40V252L42 253ZM51 251H52V250H51ZM51 251H50V249H49V253H50ZM53 251H54V250H53ZM126 251H127V250H126ZM22 252H23V251H22ZM37 252H38V251H37ZM33 253H34V252H33ZM49 253H48V254H49ZM52 253H53V252H52ZM257 253H258V252H257ZM27 255H29V253H28ZM41 255H42V254H41ZM44 255H45V254H44ZM30 256H31V255H30ZM39 256H40V255H39ZM43 257H44V256H43ZM25 258H26V257H25ZM41 258H42V257H41ZM30 259H31V258H30ZM32 259H33V258H32ZM32 259H31V261H32ZM34 259H35V258H34ZM43 259H44V258H43ZM48 260H49V259H48ZM56 260H57V259H56ZM34 261H35V260H34ZM34 261H33V262H34ZM13 262H14V261H13ZM39 262H40V261H39ZM263 263H264V262H263Z\"/></svg>","mask_w":264,"mask_h":264}]
</instances>
